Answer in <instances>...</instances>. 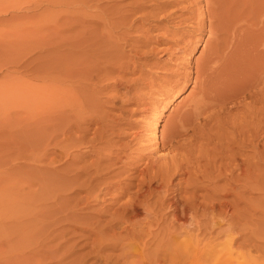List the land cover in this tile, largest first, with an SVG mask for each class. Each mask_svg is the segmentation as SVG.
I'll use <instances>...</instances> for the list:
<instances>
[{
    "label": "bare ground",
    "instance_id": "1",
    "mask_svg": "<svg viewBox=\"0 0 264 264\" xmlns=\"http://www.w3.org/2000/svg\"><path fill=\"white\" fill-rule=\"evenodd\" d=\"M89 1V0H88ZM95 1V0H94ZM93 1V2H94ZM99 2H102V1H100V0H98ZM152 0H150V2H151ZM158 1V0H157ZM156 1V2H157ZM160 1H162V0H160ZM170 1V4H175V5H179V4H181V2H183V3H185L186 5L184 6L183 4H181V5H183L184 7H179V11H180V13H178V14H174V15H176V16H172V20L174 21V20H177V22H176V24H178V26L180 27V26H183L182 24L184 23V25H185V23L186 24H189V25H187V26H192V27H194V25H197V29L196 30H198V31H203V30H201L202 28H204L203 27V25H204V23L206 22V21H208V33H209V35L210 36H215V40L212 42L213 44H214V46H212L213 48H210V46H209V50H208V53L207 54H205L206 56L205 57H202V58H200L199 60H197L196 61V63H195V65H194V69H195V77H194V80H197V84H198V86L201 88V91H199L201 94H200V99L198 100V103H197V101H195V99L193 100V102L195 101V103H197V104H194L193 102V105L194 106H191V107H189L190 108V110L188 109L187 111H184L183 110V112L182 113H180L178 116H177V113L175 114L176 116H177V118H176V120L178 119V122L176 121V124L174 125V128L170 131V133H168V136L166 137V138H169L168 140H169V142L167 143V142H164V140H167V139H164V140H162V138H161V140H159V131H160V129H159V127H160V118L159 117H157V116H159L158 114L156 115V117H154L155 118V121H154V123L152 124V127H150L151 128V130H152V143H153V148H154V151L153 152H151L150 150V153L148 152V151H146V152H148V154H149V156L150 157H146L145 156V160H144V163H141L142 165H143V167H139V165H141V164H139L138 165V167H137V165H135V164H133V163H135L138 159L140 160L141 158H144V156L142 155L141 157L138 155V158L135 160H132L133 162L130 164L129 163V161H127L129 164L128 165H125V166H128V167H125L124 165H122V168H124V173H125V169H129V171H130V169L133 171H130L129 173H131V174H128V175H126L125 176V178L123 179V178H120V179H122V180H116V175H118L120 172H118V169H117V172L115 171L113 174H114V176L116 177L115 178V180L116 181H105V178H104V173H102L103 172V170H107V169H109L110 170V168H111V166L112 165H115L116 163H118V164H120L119 162H121V161H119V159L121 158L120 156H119V153H121L122 154V152L124 151V149L123 150H119L120 148H118L117 146H115L116 148H115V150L118 148V153L116 152V153H111L113 150H112V148L106 153L105 152V150H103V152L104 153H102V151H101V149H100V151H97V150H94L96 153L95 154H93V155H95L96 156V154H97V156L95 157V159H94V161H91V163H89V164H87V165H83V166H75V162H76V160L73 158V156L72 155H70V153H75V152H73L72 151V147L74 148V144H76V143H74V142H77L78 144H82V142H83V138L85 137V134H83L82 136H80L81 138H82V140H80V138H78V136H77V138L75 139V138H73L72 136H74V135H72L71 134V131H72V129L73 128H77L78 130H80L79 128L82 126V128H83V124H90L95 118H96V116L97 115H93V113L91 114V113H87V114H89V115H87L86 113H85V111L83 110V108H81V109H79V107L80 106H82L81 105V102L79 101L80 99H83V97L82 96H79L78 95V93L80 92V94L82 95V93H81V91L82 90H85V88L86 89H88L87 88V86H91L93 89L95 88V87H93V85H91V84H94V83H91L90 84V82L92 81V80H94L95 81V78H93V76L95 77V76H98V74L100 73V71L102 70V69H104V67H103V65H108L107 64V57L108 58H110L108 55H107V57H106V59L104 58V61L106 62V64H104V61H102V56L103 55H99L100 57H101V59H99L94 65L92 64V65H90V66H87V64H85L84 65V67L82 66V64H83V62H84V60L86 61L87 59L86 58H88L89 56H91V54H92V52H91V54L88 56V54L87 53H90L88 50V52L87 51H85L84 50V48H83V46L82 45H79L78 43L77 44H75V42L73 43V42H71L70 41V39H68V40H66V41H69L67 44H61V45H63V47L61 48V47H59V50H61L62 49V51H61V53L63 54V61H62V59H60L59 61H62V63H59V64H61V66L62 67H60V68H63V69H61V70H63V72H59V66L56 64V62H55V65H51V67L52 68H50V65L48 66V69H49V71H50V73H51V75L49 76V74H47V76H49V78H48V80L50 79V83L48 82V81H46L47 80V78L45 79L44 77V82L46 81V82H48V83H46V84H48V85H44L43 87H38V86H35V84H31V83H27V82H25L24 83V81L23 80H19V82L17 81V85H15L14 87H10V88H8V85H7V89H5L4 91H3V95H1L0 97H2V102H4V104L5 103H7V104H11L14 108L13 109H15L16 111H14L13 113H12V106L10 105V107L8 108L7 106H5L6 107V109L8 108V109H10L11 111V114H10V112L9 111H7V113H9V114H7L6 112V116L3 114V112H2V114H3V118L5 119L6 117H7V121H8V119H9V121H8V124H11V121H10V119L12 120V119H14L15 121H18L17 123H16V125L18 126V127H16L15 126V129H16V132L13 130L14 129V124L15 123H13L12 125H4V126H6V127H9L10 126V128L11 127H13V129L11 130H9V128H8V131L9 132H6L7 131V129H4V130H6V131H2L1 133H2V135L3 134H6V135H12V137H13V132H15V136L17 137L16 138V143H17V147H15L14 145V148H16V155H17V158H19L17 161H19V162H21L20 164H19V162H18V164L19 165H17V168L18 169H20L21 171H23V169L27 166V169L28 170H26V168H25V170H26V173H27V171H29V169H31L32 167L34 168V166H36L35 164H34V159H36L37 157H38V155H37V157H35V153H37L38 151H40V152H43V154L41 155V154H39L41 157H44V158H40V162L42 163L43 162V164H45V165H48V164H46V163H57V162H59V161H61L60 160V158H59V156H60V154L62 155V157H64V159H66L65 157H68V158H70V156H72V158H71V160H69V161H67V160H65L66 162H63V159H62V162L63 163H65L64 164V167H60V166H58V167H60L61 169H58V167H57V169H58V173H60L59 175H61L62 174V178H63V184H61V182H59L57 185H60L61 187H57V188H55L57 191L58 190H60L59 192H55L54 191V193L51 195V197L53 198H50L51 200H53L52 202H53V204H54V202H55V206H59L60 204H62V209H64V211H65V213L63 214L62 213V215L64 216L65 215V218L68 220L67 222H71L72 224H70V226H68L69 225V223H68V225H66L67 227H71L70 229H68V230H65V232H71V234H72V232H75V230L76 231H78L77 229H79V230H81V231H86L87 232V234L89 235H91L92 234V237H93V235L95 236V238L94 239H91V237L90 236H88L87 238H90V244L87 242V244H89V247H90V251L89 252H86L84 255H88V254H90V255H92V256H96L95 258H97V260H98V258L99 259H101L102 261H104V264H264V248H260V244L262 243V242H264V236H262V235H264V233H261L262 235H259V233L257 234V232H255V229L253 228V227H251L252 229L250 230V228H248V230L249 231H247L246 230V228H245V226H244V228H245V230L244 231H246V232H244L243 230H240V225L237 223L236 224V221H234V220H236V219H234V218H238L236 215H239V214H235L234 215V213H235V211L234 212H229V204H228V200L229 199H227L228 197L227 196H229L232 192V194H231V196L232 195H234L233 196V198L234 199H231L232 201L234 200L235 202H237V205H235V206H237V207H239V203H240V201L242 202V196H241V192H244V190L246 189V187H249V188H247V190L248 189H252V187L254 186V185H257L256 184V182H257V174L259 173V170H260V167L257 165V163L254 161H252V160H250L251 158H255L256 156V152H255V150H254V152L253 153H249V154H251V155H247L245 158L244 157H242L241 158V156H242V154L239 152V150H240V148H243V147H246L247 145H245V142L244 141H239L240 139H238V141L240 142V143H238L237 144V142L235 141V140H237V139H233V144L235 145L236 144V146H234V147H236L237 149H235V151L233 150L231 153H227V148H229L228 146H229V144H230V142H231V140H230V142H228V144H226L225 145V142H224V145H219V146H217L216 148H214V146H212V142L210 143L211 144V146L213 147H211V149L212 150H210V151H208V150H206V149H204V150H206V152H205V154L203 155V153H204V151L203 152H200V153H202V156H204L205 158H203L202 157V159L204 160L205 159V162L202 164V165H194V160H196V162H195V164H197V163H200V161H197L198 159H193V158H195L194 157V155H192L193 153H195V152H197V151H195V152H192L193 151V149L195 150V149H197V146L198 147H200L201 146V144H202V141H200L201 142V144H199V145H197L196 146V148H195V146L194 145H196V143H194L195 142V138H194V136H193V132H194V135H195V130H197V129H200V128H202L203 126V128H205V126H207V125H205V124H208L207 122H209L210 123V120L211 121H214L215 120V118L217 119L218 118V116L221 114V113H219V107H221V108H223V105L220 103L221 101H220V99L223 101V97H228L229 98V96H230V94H232V93H230L229 95H227L226 94V92L228 91V93L229 92H231V89L230 88H232V91H233V94H235L234 93V88L233 87H231L233 84H234V82H233V84L230 86V84L232 83H230V81L227 79L228 78V75L229 74H227L226 72H225V68H224V64L226 63V65L227 64H229V63H227L228 62V60H231V61H235V59L236 60H238L237 59V56H239V51H238V49H239V44L241 43V42H243L244 40V37H243V35L244 34H246V33H244L243 31H244V24H243V18H241L242 16H241V13L242 12H244V11H240V9H241V7L240 6H244L245 4H248V5H250V6H253L254 8H257V6L258 5H256V7L254 6V4H256V3H258V2H256V0H234V1H232V0H169ZM240 1H243V3L241 4V2ZM258 1V0H257ZM78 2V1H77ZM83 2H86V1H83ZM91 2V1H90ZM98 2V3H99ZM123 2V1H122ZM145 2V1H144ZM147 2V1H146ZM153 2V1H152ZM163 2H164V0H163ZM240 2V4H238ZM256 2V3H255ZM97 3V4H98ZM104 3V2H103ZM131 3H132V1H131ZM133 3H135V1L133 2ZM138 3V2H137ZM154 3H155V1H154ZM153 3V5H155V4H157V5H159V3H155L154 4ZM81 4H82V2H81ZM106 4V3H105ZM114 4V3H113ZM115 4H118L117 2L115 3ZM114 4V5H115ZM120 4V3H119ZM118 4V5H119ZM128 4L129 3H127V6H128ZM149 4V3H148ZM147 4V5H148ZM169 4V3H168ZM204 4V6H205V8L204 9H202V7H204V6H202ZM262 4H264V3H262ZM84 5V4H83ZM101 5V4H100ZM100 5H98V6H100ZM109 5V4H108ZM126 5V4H125ZM130 5V4H129ZM135 5H137V4H135ZM140 5V4H139ZM137 6V7H134V8H131V7H128V9L129 8H131L130 10H125V9H121L123 12H120V13H117L118 11H119V9H118V11L116 10V8L115 7H113L112 8V10L115 8V10H116V13H114V11H113V13L115 14V16H113L112 18H113V20H111V22H110V20H109V24H110V26H111V28H109V29H112V30H109V31H111V34L110 35H107V34H109V32L107 33V28L108 27H106V29L107 30H105L106 31V33H104V30H102L103 31V35H102V38H101V40H103L102 42L103 43H107V47L103 44V45H101L100 44V42H99V44H100V46H96L95 48V50L97 51V53H98V51H99V49H100V52H104V51H108V53L107 54H109V55H111V56H113V54L116 56V58H114V59H116V61H114L113 63L114 64H112V66L114 67V68H116V69H114L115 71H117L116 72V74H117V77L119 78V80L120 79H122V74H125V73H122V72H126V73H128V66L126 67L127 69H123V68H121L120 66V62H122V60H123V47H125L126 45L127 46H129L131 49H133V51H134V61H135V57L136 58H139V53L140 52H138V51H140V50H136L135 48L138 46V44H137V46H135V42H140V39L139 40H137V39H135V40H133L134 38H136L135 36L137 35V33H138V31H146L147 32V30H148V28H145L144 27V25L145 24H148V26H150V28L151 29H153L154 27H158L159 25H158V22H160L163 18H166V17H168L167 15H168V13H165L166 12V9H167V7H166V9H165V7L163 6V5H161V3H160V6H155L154 8L152 7V5H151V7H152V9H149V8H147L148 9V11H145L144 10V8H142L141 6ZM93 6V5H92ZM97 6V5H96ZM96 7V8H98L99 9V7ZM121 6H123V5H121ZM133 6V5H132ZM144 6V5H143ZM102 7V6H101ZM100 7V8H101ZM104 7H105V5H104ZM109 7V6H108ZM110 7H112V5L110 6ZM116 7H118V6H116ZM120 7V6H119ZM147 7H149V5L147 6ZM94 8V7H93ZM103 8V7H102ZM123 8H124V6H123ZM258 8L260 9L259 11L261 12V14L259 15V20H258V23L260 24V27H259V34L256 36L257 38L255 39V41H254V39H253V42H255L253 45H254V52L253 53H255V55L257 56V54L258 53H261V55L262 54H264V8H260L259 6H258ZM97 9V10H98ZM106 9V8H105ZM108 9V8H107ZM111 9V8H110ZM110 9H108V10H110ZM101 10V9H100ZM100 10H98V11H100ZM103 10V9H102ZM149 10H151V11H149ZM173 10V9H172ZM252 10H254V9H250V11H251V13H253L252 12ZM257 10V9H256ZM84 11V10H83ZM168 11V10H167ZM103 12H104V10H103ZM103 12H99V15H97V16H99V18H101V21L99 20V19H95V20H97V22H99V24H101V25H105V26H108V25H106L107 23H106V21H105V19H107L108 18V16H109V14H107V18H105L104 19V17L106 16H104L103 17ZM108 12V11H107ZM106 12V13H107ZM110 12V11H109ZM138 12L140 13L139 15H138ZM169 12V11H168ZM173 12V11H172ZM171 12V13H172ZM85 13V12H84ZM100 13L102 14V17H100L101 15H100ZM105 12H104V14H106ZM112 13V14H113ZM137 13V15H136V17H134V16H132V15H135ZM160 14V13H162L161 15H159V17H156V15L157 14ZM176 13V12H175ZM98 14V13H97ZM248 14V13H247ZM247 14H246V12H245V16H247ZM254 14H257L256 12H254ZM89 15V14H88ZM172 15V14H171ZM201 15V16H200ZM243 15V14H242ZM243 15V16H244ZM257 15V16H258ZM73 16H75V15H73ZM77 16V15H76ZM81 16V15H80ZM84 16V15H83ZM91 16H93V15H91ZM91 16H89V18L91 17ZM96 16V15H95ZM184 16V17H183ZM252 16H253V14H252ZM255 16V15H254ZM253 16V17H254ZM68 17V16H67ZM86 17V16H85ZM88 17V16H87ZM86 17V18H87ZM132 17H134V18H132ZM155 17V18H154ZM72 18V17H71ZM88 18V19H89ZM98 18V17H97ZM152 18V19H151ZM158 18V19H157ZM170 17H168V19H169ZM68 19V18H67ZM66 19V20H67ZM91 19H93V18H91ZM91 19H89L90 20V23H93V20L91 21ZM109 19V18H108ZM111 19V18H110ZM246 19V18H245ZM254 20H256L255 18H253ZM257 19H258V17H257ZM73 20H78V19H76V17H75V19H73ZM84 20V19H83ZM89 20H87V21H89ZM99 20V21H98ZM171 20V18L168 20V21H170ZM69 21V20H68ZM152 21H154V22H156V24L155 23H153ZM245 21V20H244ZM71 22H72V20H71ZM95 22V21H94ZM96 22V23H97ZM139 22V23H138ZM251 22V21H250ZM255 22V21H254ZM254 22H253V24H254ZM78 23V22H77ZM83 23H85V22H83ZM88 23V22H87ZM138 23V24H137ZM169 23V22H168ZM173 23V22H172ZM245 23V22H244ZM246 23H247V21H246ZM256 23V22H255ZM79 24V23H78ZM89 24V23H88ZM87 24V25H88ZM98 24V23H97ZM171 24V23H170ZM174 24V23H173ZM175 24V25H176ZM71 25H73V24H71ZM77 25V24H76ZM82 25V24H81ZM92 25V24H91ZM96 25V24H95ZM100 25V26H101ZM162 25V24H161ZM252 24H250V26H251ZM255 25V24H254ZM257 25V24H256ZM75 26V25H74ZM80 26V25H79ZM93 26H94V24H93ZM97 26V25H96ZM99 26V25H98ZM97 26V27H98ZM109 26V27H110ZM177 26V27H178ZM257 26H259V25H257ZM72 27V26H71ZM70 27V28H71ZM146 27H147V25H146ZM165 27V26H164ZM246 27H248V26H246ZM254 27V26H253ZM256 27V26H255ZM87 28V27H86ZM93 28V27H92ZM103 28H105V27H101V29H103ZM160 28V27H159ZM190 28V27H189ZM195 28H196V26H195ZM258 28V27H257ZM73 29H75V27L73 28ZM88 30H89V28H87ZM96 29H98V28H96ZM133 30V29H135L137 32H136V34H134V38L132 39V37H133V35L131 36V34H130V30ZM150 29V30H151ZM164 29H166V28H164ZM205 29V28H204ZM246 29V28H245ZM68 30V29H67ZM131 30V32H135L134 30L132 31ZM149 30V31H150ZM154 30V29H153ZM159 30V29H158ZM246 30H249V29H246ZM253 30H254V28H253ZM255 30H257V29H255ZM70 31V30H69ZM74 31V30H73ZM72 31V32H73ZM98 31V30H97ZM101 31V30H100ZM100 31H99V33H100ZM191 31H193V30H191ZM190 31V32H191ZM71 32V33H72ZM79 32H81V31H79ZM78 32V33H79ZM86 32V31H85ZM90 32V31H89ZM92 32H96V31H92ZM114 32V33H113ZM246 32V31H245ZM75 33V32H74ZM140 33V32H139ZM139 33H138V35H139ZM148 33V32H147ZM146 33V34H147ZM199 33H201V32H199ZM203 33V32H202ZM241 33H243L242 35H241ZM249 33V32H248ZM253 33H255V32H252V36H254L253 35ZM69 34V33H68ZM89 34V33H88ZM87 34V35H88ZM133 34V33H132ZM145 34V32L143 33V36L142 37H144V36H147ZM251 34V33H250ZM72 35V34H71ZM86 34H84V35H82V36H85ZM86 35V36H87ZM97 35V34H96ZM137 35V36H138ZM248 35V34H247ZM69 36V35H68ZM78 37H79V35H77ZM81 36V35H80ZM90 36V38H91V36H95V35H93V34H91V35H88V37ZM140 36V35H139ZM138 36V37H139ZM252 36H251V38H252ZM66 37V36H65ZM77 37V38H78ZM88 37H85V38H88ZM97 37H100V36H96V38ZM255 37V36H254ZM68 38V37H67ZM70 38V37H69ZM84 38V39H85ZM93 38V37H92ZM91 38V39H92ZM246 38H248V37H245V40H247ZM66 39V38H65ZM79 39V38H78ZM83 39V40H84ZM89 39V38H88ZM94 39V38H93ZM93 39H92V41H93ZM100 39V38H99ZM98 39V40H99ZM144 39H146V38H143V40ZM152 39V38H151ZM212 39V38H211ZM72 40V39H71ZM81 40V39H80ZM86 40V39H85ZM142 40V41H143ZM155 40V39H154ZM251 40V39H250ZM250 40H248V41H250ZM47 41V40H46ZM49 41V40H48ZM56 41V40H55ZM135 41V42H134ZM208 41V40H207ZM206 41V42H207ZM212 41V40H211ZM40 42V41H39ZM42 42H45L44 40L42 41ZM51 42V41H50ZM57 42V41H56ZM55 42V43H56ZM63 42H64V40H63ZM80 42V41H79ZM90 42V41H89ZM96 42H97V40H96ZM121 42H123V44L125 45V46H123V44H121ZM148 42V41H147ZM154 42V41H153ZM245 42H247V41H245ZM34 43V42H33ZM32 43V44H33ZM41 43V42H40ZM48 43V42H47ZM58 43V42H57ZM60 43V42H59ZM91 43V42H90ZM93 44H94V42H92ZM143 43V42H142ZM144 43H146V40H144ZM148 43H150V42H148ZM147 43V44H148ZM152 43V42H151ZM179 43V42H178ZM249 43H251V41L249 42ZM42 45H43V43H41ZM50 44H53L52 42L50 43ZM81 44H85L86 45V43L83 41V43H81ZM97 44H98V42H97ZM175 44V43H174ZM243 44V43H242ZM34 45H35V43H34ZM33 45V46H34ZM45 45H46V42H45ZM60 45V46H61ZM89 45H91V44H89ZM140 45H141V43H140ZM149 46L151 45V44H148ZM246 45V44H245ZM247 45L249 46H251V44H248L247 43ZM23 46H25V45H23ZM22 46V47H23ZM33 46H31V48L33 47ZM39 46V45H38ZM37 46V47H38ZM52 46V45H51ZM92 46H94V45H92ZM91 46V47H92ZM142 46V45H141ZM140 46V47H141ZM176 46V48H173L174 50V52H177V54H179V57H180V54H182V53H184V51L187 49L185 46H183L182 45V47L181 46H177V45H175ZM174 46V47H175ZM242 46V45H241ZM43 47V46H42ZM85 47V46H84ZM91 47H90V50H91ZM108 47H110L109 49H107ZM139 47V48H140ZM152 47V46H151ZM245 47V46H244ZM25 48V47H24ZM23 48V49H24ZM39 48H41V47H39ZM57 48V47H56ZM61 48V49H60ZM89 48V47H88ZM126 48V47H125ZM124 48V49H125ZM130 48H126L127 49V51H128V49L130 50ZM147 48V47H146ZM154 49H153V51H155V50H158V49H155V48H157L156 46L155 47H153ZM169 48V47H168ZM167 48V49H168ZM171 48V47H170ZM169 48V49H170ZM241 48V47H240ZM246 48H248V47H246ZM251 48H252V46H251ZM250 47H249V49H251ZM34 49V48H33ZM54 49H55V47H54ZM87 49V48H86ZM93 49V48H92ZM125 49V50H126ZM142 49V48H141ZM148 49H149V47H148ZM151 49L152 48H150V51H151ZM164 49H166V47L164 48ZM164 49H163V51H164ZM169 49L167 50V51H169ZM243 49V48H242ZM47 50H48V48H47ZM52 50V49H51ZM143 50H144V48H143ZM160 50V49H159ZM243 50H247V49H243ZM252 50V49H251ZM50 51V50H49ZM91 51H94V50H91ZM125 52V53H127L128 54V52ZM131 51V50H130ZM132 51V52H133ZM146 51V50H145ZM238 51V53L236 54V52ZM47 52V51H46ZM95 52V51H94ZM143 51H141V53H142ZM152 52V51H151ZM170 52V51H169ZM174 52H172L171 51V54L172 53H174ZM207 52V51H206ZM246 52H248V50L246 51ZM250 53L249 54H251L252 52L251 51H249ZM45 53V52H44ZM59 54H60V51L58 52ZM79 53H80V56H79ZM96 53V52H95ZM130 53V52H129ZM148 53V52H147ZM48 54V53H47ZM62 54H60V55H62ZM81 54H87V56L88 57H86V55H85V59L83 60V62H82V57H84V55H82V57H81ZM94 54V53H93ZM106 54V53H105ZM149 54H151V53H149ZM168 54H170V53H168ZM242 54V53H241ZM240 54V55H241ZM248 54V55H249ZM46 55V54H45ZM51 55V54H50ZM53 55H55V54H53ZM59 55V56H60ZM96 55V54H95ZM97 55V57H99ZM125 55V54H124ZM146 55H148V54H146ZM174 55H176V54H174ZM243 55H244V53H243ZM48 56V55H47ZM94 56V55H93ZM142 56V55H141ZM151 56V55H150ZM170 56H172V55H170ZM242 56V55H241ZM256 56H255V58H256ZM44 57V56H43ZM46 57V56H45ZM48 57H50V56H48ZM56 57V56H55ZM78 59H77V58ZM92 57V56H91ZM104 57V56H103ZM131 57V56H130ZM133 57V56H132ZM130 58V60H132L133 61V58ZM178 57V56H177ZM249 57V56H248ZM251 57H252V55H251ZM254 57V56H253ZM258 58L257 59H259L260 58V56H257ZM51 58H53V57H51ZM128 58H129V54H128ZM166 58H169L168 56H166ZM171 58H173V57H171ZM175 58V57H174ZM244 58H246L245 56H244ZM262 58H264V57H262ZM261 58V59H262ZM58 59V58H57ZM89 59V58H88ZM94 59V58H93ZM96 59V58H95ZM98 59V58H97ZM180 59V58H179ZM256 59V60H257ZM260 59V61H262ZM31 60V59H30ZM29 60V61H30ZM37 60V59H36ZM35 60V61H36ZM47 60H50V58L49 59H47ZM90 60H92V59H90ZM109 60V59H108ZM111 60H113V58L111 59ZM111 60H109L110 62H111ZM129 60V59H128ZM164 60V59H163ZM170 60V59H169ZM225 61V60H227V62H222V61ZM239 60H241V58H239ZM238 60V61H239ZM245 60V59H244ZM248 59H246L244 62L246 63V61H247ZM250 60V59H249ZM26 61V60H25ZM57 61V60H56ZM88 61V60H87ZM86 61V62H87ZM96 61V60H95ZM134 61H133V64L132 65H134ZM242 61V60H241ZM20 62H21V60H20ZM46 62V61H45ZM44 62V63H45ZM53 62H54V60H53ZM127 62V61H126ZM136 63H138L137 62V60L135 61ZM230 62V61H229ZM237 62V61H236ZM248 62V61H247ZM258 62V61H257ZM27 63V62H26ZM28 63H30V62H28ZM28 63H27V65H28ZM40 63V62H39ZM48 63H50V62H48ZM90 63H91V61H90ZM123 63V62H122ZM124 63H125V61H124ZM123 63V64H124ZM130 63H132L131 61H130ZM234 63V62H233ZM233 63H231L232 65H233V67H234V64ZM252 63H253V61H252ZM252 63H250V64H252ZM262 63H264V62H262ZM32 64H33V62H32ZM35 64H38V63H35ZM126 64V63H125ZM128 64H129V62H128ZM128 64H126V65H128ZM153 64V63H152ZM180 64V63H179ZM179 64H177V65H179ZM237 63H235V65H236ZM242 64V63H241ZM249 64V63H248ZM259 64V63H258ZM257 64V65H258ZM22 65V64H21ZM31 65V64H30ZM29 65V66H30ZM41 65V64H40ZM88 65H89V63H88ZM111 65V64H110ZM109 65V66H110ZM129 65H131V64H129ZM131 65V66H132ZM154 65V64H153ZM243 65V64H242ZM253 65H256V63L254 64L253 63ZM260 65V66H259ZM258 66L259 67H261V64H259ZM25 66H26V64H25ZM24 65L22 66L23 67V70H24V67H25ZM28 66V67H29ZM37 66V65H36ZM43 66V65H42ZM108 66V67H109ZM111 66V67H112ZM123 66V65H122ZM130 66V67H131ZM228 66V65H227ZM231 65H229V67H230ZM237 66V65H236ZM239 66H240V64H239ZM250 66V65H249ZM28 67H25L26 69L28 68ZM31 67H33V66H31ZM44 67H47V63H46V66H44ZM177 67V66H176ZM181 67H182V65H181ZM253 67H255V66H253ZM259 67H256V69L258 70V68ZM262 67H264V66H262ZM20 68H21V66H20ZM30 68V67H29ZM43 68V67H42ZM105 68H107V66L105 67ZM110 68V67H109ZM109 68H107V69H109ZM231 68H232V66H231ZM236 68V67H235ZM237 68H238V66H237ZM33 69H35V68H33ZM36 69H37V67H36ZM41 69V68H40ZM107 69H104V71H106ZM119 69V70H118ZM131 69H132V67H131ZM178 70H179V68H177ZM173 70V71H171V69H170V73H167L168 75V77L167 78H169L170 76L171 77H173L174 79L171 81V83L173 82V83H180L179 81L181 80V79H185V80H189V78H191V73L193 72V71H191V68H190V70H188L187 69V71L186 72H179L178 70ZM247 69V68H246ZM32 70V69H31ZM42 70V69H41ZM46 70H47V68H46ZM110 70H112V68L110 69ZM133 70V69H132ZM184 70V69H183ZM228 70V69H227ZM230 70H232V69H230ZM236 70V69H235ZM234 70V72H236ZM239 70H241V69H239ZM244 70V69H243ZM249 70V69H248ZM255 70V69H254ZM20 71V70H19ZM28 71V70H27ZM35 72H36V70H34ZM38 71V70H37ZM49 71L47 70V72L49 73ZM103 71V73H104V75H106V73ZM119 71L122 73V74H118L119 73ZM135 71V70H134ZM245 71V70H244ZM253 71V70H252ZM29 72H30V69H29ZM32 72V71H31ZM41 72H43V70L41 71ZM44 72H45V70H44ZM111 72V71H110ZM131 72V71H130ZM137 72V71H136ZM223 72L224 73H226L227 74V78L226 79H224V77H223ZM239 71H237V73H238ZM241 72H243V71H241ZM241 72H240V77H241ZM255 73L257 72V71H254ZM258 72H260V70L258 71ZM257 72V73H258ZM262 72H264V71H261L260 73L261 74H264V73H262ZM24 73V72H23ZM37 73V72H36ZM40 73V72H39ZM90 73H91V76H90ZM112 73V72H111ZM133 73V72H132ZM131 73V74H132ZM230 73H231V71H230ZM247 73V72H246ZM251 73V72H250ZM250 73L248 74V75H250ZM253 73V72H252ZM259 73V74H260ZM113 74V73H112ZM129 74V73H128ZM139 74V73H138ZM169 74H170V76H169ZM238 74H236V75H238ZM260 74V75H261ZM41 75V74H40ZM44 75H45V73H44ZM43 75V76H44ZM85 75L87 76V77H85ZM101 75V74H100ZM107 75H108V72H107ZM133 75V74H132ZM131 75V76H132ZM135 75V74H134ZM140 75V74H139ZM245 75V74H244ZM248 75H247V77H248ZM254 75V74H253ZM257 75L258 74H255V76L257 77ZM90 76V77H89ZM111 76V75H110ZM109 76V77H110ZM143 76V75H142ZM224 76H226L225 74H224ZM262 76V75H261ZM261 76H260V78L258 77V81L260 80V79H262V78H264V77H262L261 78ZM31 77H34V76H31ZM38 77H40V76H38ZM108 77V78H109ZM115 77V76H114ZM117 77H115L116 79H117ZM125 77V76H124ZM139 77V76H138ZM144 77V76H143ZM232 77V76H231ZM231 77H229L231 80H232V78ZM239 77V79H241ZM252 77V76H251ZM256 77H255V79H256ZM35 78L36 79H38L36 76H35ZM41 78H42V76H41ZM60 78H63L64 80H61L60 81ZM93 78V79H92ZM134 78H136V77H134ZM150 78V77H149ZM149 78H147V79H145V80H148ZM243 78V77H242ZM249 78V77H248ZM254 77H252L250 80L251 81H248V82H252ZM80 79H87V80H89L90 82H89V84H87V85H85L84 84V86H81L80 85V83L79 82H81L80 81ZM98 79H99V77H98ZM97 79V80H98ZM107 79V78H106ZM105 79V80H106ZM110 79H112V78H110ZM114 79V78H113ZM124 79V80H123ZM122 80H123V82L125 81V78H123ZM129 79H131V78H129ZM128 79V80H129ZM132 79H133V77H132ZM131 79V80H132ZM138 79V78H137ZM141 79H144V78H141ZM245 78H243V80H244ZM42 80V79H41ZM65 80H68L69 82L71 81L72 83H73V81L75 80V82L76 83H78L77 85H75V87L76 88H74L73 86H72V84H69V83H65ZM77 80V81H76ZM86 80V81H87ZM97 80H96V82H97ZM101 80H103L102 78H101ZM135 80V79H134ZM139 80V79H138ZM164 80V79H163ZM168 80V79H167ZM248 80V79H247ZM257 80V79H256ZM262 80H264V79H262ZM261 80V81H262ZM14 81V80H13ZM116 81V80H115ZM118 81V80H117ZM136 81V80H135ZM240 81V80H239ZM261 81H259L258 83H262ZM59 82H64V86H60L59 85ZM67 82V81H66ZM83 82V81H82ZM88 82V81H87ZM93 82V81H92ZM133 82V81H132ZM138 82H141V83H143L142 82V80H140V81H138ZM138 82H136V83H138ZM146 82V81H145ZM168 82H170L169 80L168 81H166V84H164V85H167V84H169ZM242 82V81H241ZM244 82V81H243ZM254 82V81H253ZM253 82H252V85H253ZM257 81H255V83H256ZM35 83V82H34ZM125 83H127V82H125ZM130 83V82H129ZM129 83L127 84L128 86H129ZM135 83V84H136ZM158 83H160V82H158ZM240 83V82H239ZM238 83V84H239ZM257 83V84H258ZM61 84V83H60ZM65 84L67 85V86H65ZM117 84V83H116ZM121 84V83H120ZM133 84H134V82H133ZM140 84V83H139ZM151 84H154V82H153V79L151 80V81H147L146 83H144V87L146 86H151ZM245 84V83H244ZM249 85H247V86H250L251 84L250 83H248ZM257 84H255V85H257ZM131 85H132V83H131ZM239 85H241V84H239ZM46 86H48V87H46ZM95 86H97V85H95ZM118 86H120L119 85V83H118ZM117 86V87H118ZM123 86H125V84H123ZM135 86V85H134ZM153 86V85H152ZM151 86V87H152ZM244 86V85H243ZM242 86V87H243ZM254 86V85H253ZM252 86V87H253ZM65 87V88H64ZM102 87V86H101ZM105 87V86H104ZM114 87V86H113ZM112 87V88H113ZM131 87H133V85L132 86H130L129 88L128 87H126V90H125V92H123L124 94L123 95H125V96H127L124 100H129V95H131V94H133V93H130V90H131ZM141 87H143V86H141ZM170 87H171V85H170ZM234 87H235V85H234ZM236 87H237V85H236ZM235 87V88H236ZM246 87V86H245ZM245 87H244V89H245ZM259 87V86H258ZM5 88V87H4ZM96 88H98V87H96ZM95 88V89H96ZM116 88V85H115V87H114V89ZM123 88V87H122ZM121 88V89H122ZM134 88V87H133ZM167 88V87H166ZM238 88V87H237ZM246 88H248V87H246ZM90 89V88H89ZM95 89H94V91H95ZM103 89V88H102ZM102 89L100 90V91H102ZM120 89V88H119ZM139 89V88H138ZM227 89H229V90H227ZM92 90V89H91ZM97 90V89H96ZM133 90V89H132ZM131 90V91H132ZM140 90H142V88H140ZM246 91H247V89H245ZM244 90V91H245ZM118 91H120V90H118ZM117 90H116V92H118ZM136 91H138L139 92V90H136ZM261 91H264V90H261ZM83 92V91H82ZM91 92V91H90ZM89 92V93H90ZM97 92V91H96ZM104 92V91H103ZM135 92V91H134ZM240 92V91H239ZM84 93V92H83ZM87 93V92H86ZM91 93H93V92H91ZM98 93V92H97ZM122 93V92H121ZM145 93V92H144ZM222 93H225V96L222 94ZM241 93H243V92H241ZM240 93V94H241ZM248 93V92H247ZM100 94V93H99ZM99 94H98V96H99ZM140 94H141V92H140ZM147 94V93H146ZM261 94V96H262V92L260 93ZM76 95H78L77 97H82V98H75V96ZM92 95H95V94H92ZM91 95V96H92ZM122 95V96H123ZM134 95H135V98H137V100H136V103H142L141 101H143L142 99H140V97H136L137 95H138V93H134ZM237 95H238V93H236V95H234V96H236L237 97ZM244 95V94H243ZM256 95V94H255ZM255 95H253V97L255 96ZM84 96H86V95H84ZM117 96V95H116ZM141 96V95H140ZM233 95L232 96H230V97H232V100H233V97H234ZM260 96V97H261ZM89 97H90V94H89ZM88 97V93H87V97H85V98H89ZM94 97H96V96H94ZM130 97H132V95L130 96ZM156 97H158V96H156ZM85 98H84V100H85ZM91 98V97H90ZM96 98H98V101H99V97H96ZM95 98V101H97V99ZM134 98V97H133ZM228 98L226 99V100H228ZM1 99V98H0ZM79 99V100H78ZM92 99V98H91ZM107 99V98H106ZM118 99V98H117ZM121 99V98H120ZM120 99H119V101H120ZM123 99V98H122ZM144 99V98H143ZM159 100H160V98H158ZM171 99V98H170ZM198 99V98H197ZM196 99V100H197ZM224 99V100H225ZM230 99V98H229ZM261 99V98H260ZM94 100V99H93ZM114 100V99H113ZM225 100V101H226ZM255 100H256V98H255ZM86 101H87V99H86ZM85 101V102H86ZM89 101H91L90 99H89ZM105 101V100H104ZM129 101H131V99L129 100ZM129 101H127V102H129ZM171 101V100H170ZM180 101V100H179ZM2 102H1V104H2ZM85 102L83 103V100H82V103H83V105L85 104ZM94 102V101H93ZM100 102V101H99ZM116 102V101H115ZM121 103L120 104H122V101H120ZM232 102V101H231ZM230 102V103H231ZM248 102H249V100H248ZM90 103V102H89ZM98 103V102H97ZM123 103H126L125 101L123 102ZM130 103V102H129ZM152 103H154V102H152ZM222 103H225V102H222ZM243 103V102H242ZM241 103V104H242ZM253 103H254V101H253ZM258 103V102H257ZM4 104H2V105H4ZM86 104H88V102H86ZM95 104V103H94ZM143 104H145L144 102H143ZM233 104V103H232ZM250 104V103H249ZM256 104V103H255ZM259 104V103H258ZM6 105V104H5ZM45 105H47V107H48V105L49 106H51V107H49V109H51L50 111H52V109L54 110V108L56 107V109H57V107L59 108V106L61 107L58 111H61L60 112V114H59V112L57 113V111L55 110L52 114H53V116H52V114L50 113V119H48V120H46V121H44V119L43 118H41V116L39 117V118H41V119H39V118H37V116L39 115L38 114V112L40 111V109H42V107L44 106V108H45ZM98 105V104H97ZM138 105V104H137ZM154 105H156V104H154ZM219 105V106H218ZM222 105V106H221ZM226 105V104H225ZM254 105V104H253ZM42 106V107H41ZM79 106V107H78ZM85 106H87V105H85ZM90 106V105H89ZM122 106V105H121ZM217 106V107H216ZM231 106V105H230ZM238 106V105H237ZM245 107H248V106H246V105H244ZM2 108L4 107V106H1ZM0 107V108H1ZM5 107H4V109H5ZM41 107V108H40ZM46 107V108H47ZM54 107V108H53ZM67 107H69V109L67 108ZM93 107V106H92ZM97 107V106H96ZM124 107V106H123ZM193 107V108H192ZM218 109H216V108ZM38 108H40L39 110H38ZM66 108H67V110H66ZM88 108V107H87ZM99 108V107H98ZM144 108V107H143ZM146 108V107H145ZM144 108V109H145ZM153 108V107H152ZM221 108H220V111H221ZM226 108V107H225ZM48 109V110H49ZM94 109V108H93ZM147 109V108H146ZM216 109V110H215ZM234 109V108H233ZM255 109V108H254ZM257 109V108H256ZM38 110V111H37ZM45 111L46 109H42V111ZM81 110H83V112L81 111ZM86 110H89V109H86ZM92 110V109H91ZM95 110V109H94ZM102 110V109H101ZM125 110V109H124ZM124 110H123V112H124ZM150 110H151V108H150ZM211 110V111H210ZM225 110V109H224ZM228 110V109H227ZM226 110V111H227ZM232 110V109H231ZM236 110V109H235ZM238 110V109H237ZM240 110V109H239ZM245 110H247V109H245ZM250 110V109H249ZM260 110H262L261 108H260ZM47 111V110H46ZM50 111H47V112H50ZM133 111V110H132ZM226 111H224V112H226ZM230 111V109L227 111V113ZM251 111V110H250ZM87 112V111H86ZM91 112V111H90ZM94 112V111H93ZM127 112H129V110L127 111ZM136 112V111H135ZM149 112V111H148ZM161 112V111H160ZM178 112V111H177ZM207 112H210L209 114H206L205 115V113H207ZM233 112V111H232ZM242 112H243V110H242ZM247 112H248V110H247ZM252 112V111H251ZM86 114L85 116L83 115V114ZM95 113V112H94ZM101 113V112H100ZM150 113H154V112H150ZM150 113H148V114H150ZM223 113V112H222ZM236 113V112H235ZM38 114V115H37ZM47 114H49V113H47ZM102 114V113H101ZM128 114V113H127ZM130 114V113H129ZM132 115H133V113H131ZM219 114V115H218ZM229 114V113H228ZM232 114V113H231ZM231 114H229V115H231ZM234 114V113H233ZM243 114H245V113H243ZM252 114V113H251ZM37 115V116H36ZM100 115V114H99ZM124 115V114H123ZM126 115V114H125ZM124 115V116H125ZM131 115V116H132ZM147 115V114H146ZM161 115V114H160ZM202 115H205V118H203V116ZM256 115H258V113H256ZM102 116V115H101ZM104 116H106V115H104ZM153 116H155V114L153 115ZM152 116V117H153ZM201 116H202V118L204 119V120H202V122L203 123H201L200 122V124L198 125V121L201 119ZM224 116H225V114H224ZM226 116H228L227 114H226ZM235 116V115H234ZM243 116V115H242ZM260 116V115H259ZM42 117H44L45 118V116H42ZM95 117V118H94ZM220 117V116H219ZM231 117V116H230ZM254 117H255V115H254ZM1 118V117H0ZM47 118V117H46ZM101 118V117H100ZM99 118V119H100ZM146 118V117H145ZM154 118H153V120H154ZM227 118V117H226ZM239 118H242V117H240L239 116ZM249 118H250V115H249ZM262 118H264V117H262ZM43 119V120H42ZM244 119V118H243ZM3 120V119H2ZM1 120V121H2ZM43 121L44 122V124H43V122H42V124H41V122L40 121ZM98 120V119H97ZM105 120H106V118H105ZM105 120H104V122H105ZM112 120H113V118H112ZM142 120V119H141ZM147 120V119H146ZM145 120V121H146ZM220 120V119H219ZM236 120H237V118H236ZM240 120V119H239ZM258 120V119H257ZM4 121V120H3ZM2 121V122H3ZM102 121V120H101ZM144 121V120H143ZM151 121V120H150ZM173 121V120H172ZM218 121V120H217ZM221 121V120H220ZM226 121V120H225ZM229 121V120H228ZM259 121H261V120H259ZM1 122V123H2ZM10 122V123H9ZM12 122H13V120H12ZM98 122V121H97ZM116 123H117V121H115ZM214 122H216V121H214ZM230 122V121H229ZM231 122H233L234 123V121H231ZM242 122V121H241ZM19 123V124H18ZM108 123V122H107ZM110 123H112V121L110 122ZM205 123V124H204ZM219 123V122H218ZM226 123H227V125H228V122L226 121ZM226 123H224V124H226ZM233 123H229L230 125H232ZM245 123H246V120H245ZM255 123V122H254ZM113 124V123H112ZM172 124V123H171ZM197 124V125H196ZM214 124V127L215 126H217V124L215 125V123H213ZM222 124V123H221ZM224 124H222V125H220V124H218L220 127L221 126H223ZM237 125V123L235 122L234 123V127ZM248 124V123H247ZM262 124H264V123H262ZM1 125V124H0ZM3 125V124H2ZM106 125V124H105ZM115 125V124H114ZM193 126V125H195V127L197 126H199L200 127V125H202V127H200V128H197V129H195L194 127H190V126ZM240 125V124H239ZM238 125V126H239ZM246 125V124H245ZM253 125V124H252ZM3 126V128H6V127H4ZM85 126V125H84ZM100 126V125H99ZM104 126V125H103ZM151 126V125H150ZM166 126V125H165ZM171 126H173V125H171ZM213 126V125H212ZM218 126V127H219ZM225 126V125H224ZM229 126V125H228ZM115 127V126H114ZM209 127V126H208ZM211 127V126H210ZM214 127H213V129H212V127H211V129H212V132H214L215 130H214ZM217 127V128H218ZM219 127V128H220ZM226 127V126H225ZM230 127H232V126H229V128ZM2 128V127H1ZM86 128V127H85ZM84 128V129H85ZM88 128V127H87ZM86 128V129H87ZM110 128V127H109ZM108 128V129H109ZM112 128V127H111ZM195 130H194V129ZM207 128V127H206ZM223 128V127H222ZM238 130H240L238 127H236ZM250 128V127H249ZM253 128V127H252ZM85 129V130H86ZM102 129H104V128H102ZM101 129V130H102ZM113 129V128H112ZM120 129V128H119ZM210 129V128H209ZM207 130V131H210L209 133H210V135L212 134V136H214V134L211 132V130ZM235 129V128H234ZM234 129H233V131H234ZM241 129H243V128H241ZM3 130V129H2ZM100 130V131H101ZM214 130V131H213ZM217 130V129H216ZM220 130H221V128H220ZM227 130H229V129H227ZM236 130V129H235ZM237 130V131H238ZM250 130V129H249ZM10 131H13V132H10ZM87 131V130H86ZM105 131V130H104ZM109 131V130H108ZM189 131H191V132H189ZM199 132H202L203 130H198ZM198 131H197V133H198ZM204 131H206V130H204ZM204 131H203V133H204ZM222 131L223 132H225L224 131V129H222ZM230 131V130H229ZM97 133H98V131H96ZM102 132H103V130H102ZM102 132H100V135H98L97 133V135H93V136H91V138L92 137H94V138H90L91 140L88 142V143H90V144H85V141H84V144L86 145L85 147L87 148V147H89L90 148V146H91V144H93L94 143V139H95V136H97V138H99V139H102V136H101V133ZM110 132V131H109ZM112 132H114V131H111V133ZM161 132V131H160ZM218 132V131H217ZM221 132V131H220ZM222 132V133H223ZM231 133H232V129H231V131H230ZM229 132V134L231 135V133ZM240 132V131H239ZM13 133V134H12ZM40 134V136H38L37 137V135H39ZM74 133V132H73ZM86 133V132H85ZM89 132L87 131V134H88ZM190 133V134H189ZM208 133V134H209ZM234 133V132H233ZM232 133V134H233ZM237 133V132H236ZM90 134V133H89ZM105 134H107V133H105ZM121 134V133H120ZM136 134V133H135ZM139 134V133H138ZM187 134H189L190 136H191V139H190V141H189V139H188V137H186L185 135H187ZM200 134V133H199ZM220 134V133H219ZM225 134H228V133H225ZM228 134V135H229ZM235 134V133H234ZM233 134V137L236 135H234ZM241 134V133H240ZM240 134H238V136L240 135ZM244 134V133H243ZM243 134H241V135H243ZM248 134V133H247ZM107 135H109V134H107ZM113 135V134H112ZM117 135V134H116ZM179 135H184L185 137H186V139H185V137H184V139L187 141L188 140V143L187 144H183V142H182V144L181 145H178L177 144V141L178 140H181V139H183L181 136V139L178 137ZM188 135V136H189ZM196 135H198V134H196ZM201 135L202 134H200V136L198 135V136H196L197 138L199 137H201ZM215 135H216V133H215ZM218 135V134H217ZM216 135V136H217ZM230 135H229V137H230ZM252 135V134H251ZM76 136V135H75ZM138 136V135H137ZM204 136H207V135H203L202 137H204ZM211 136V138H217L216 136H214V137H212ZM221 136V135H220ZM232 136V135H231ZM237 136V135H236ZM237 136V137H238ZM8 137V136H7ZM107 137V136H106ZM108 137H110V136H108ZM107 137V138H108ZM134 137H136V135L134 136ZM178 137V139H176ZM208 137H209V135H208ZM223 137H225V138H227L226 137V135L225 136H223L222 135V138ZM228 137V138H229ZM232 137V138H233ZM239 137H242V136H239ZM238 137V138H239ZM251 137V136H250ZM253 137V136H252ZM255 137H257L256 135H255ZM260 137V136H259ZM1 138V137H0ZM2 138H6L5 136L4 137H2ZM15 138V137H14ZM121 138V137H120ZM119 138V139H120ZM139 138V137H138ZM141 138V137H140ZM164 138V137H163ZM190 138V137H189ZM193 138V139H192ZM211 138H204L205 140H204V143L205 142H207L208 143V141H210L209 139H211ZM218 138H219V136H218ZM227 138V139H228ZM8 139H9V137H8ZM203 139V138H202ZM206 139H207V141H206ZM226 139V140H227ZM231 139V138H230ZM255 139V138H254ZM2 140V139H1ZM0 140V141H1ZM12 140H13V138H12ZM45 140V141H44ZM103 140H104V138H103ZM103 140H101L102 142H104ZM109 140V139H108ZM106 138H105V144L107 145V143L109 142ZM143 140V139H142ZM147 140V139H146ZM212 140V139H211ZM213 140H215V139H213ZM217 140V139H216ZM215 140V141H216ZM221 140V139H220ZM220 140H217V142L218 141H220ZM224 141H225V139H223ZM7 141V140H6ZM5 141V142H6ZM14 141V140H13ZM11 142V139H10V143H15V141L14 142ZM82 141V142H81ZM132 141V140H131ZM141 141V140H140ZM194 141V142H193ZM197 141V140H196ZM229 141V140H228ZM3 142H4V140H3ZM44 142V143H43ZM95 142H96V140H95ZM98 142V141H97ZM99 142H100V140H99ZM107 142V143H106ZM119 142V141H118ZM144 142V141H143ZM199 142V141H198ZM197 142V143H198ZM221 142H223V141H220V143ZM227 142V141H226ZM15 143V144H16ZM43 143V144H42ZM87 143V142H86ZM101 143V142H100ZM112 143V142H111ZM114 143V142H113ZM112 143V144H113ZM117 143V142H116ZM121 143V142H120ZM136 143V142H135ZM138 143H139V141H138ZM142 143V141L140 142V144ZM193 143H194V145H193ZM219 143V142H218ZM232 143V142H231ZM256 143V142H255ZM96 144V143H95ZM126 143H124V145H125ZM128 144H129V142H128ZM130 144H132V143H130ZM142 144H145V143H142ZM223 144V143H222ZM252 148L254 147L255 148V146H254V143H253V139L251 138L250 139V141H249V143H248ZM83 145V144H82ZM97 145V144H96ZM106 145H104L103 144V146H101L102 148L104 147V148H107V147H105ZM109 145H111V144H109ZM114 145V144H113ZM116 145V144H115ZM119 145V144H118ZM127 145V144H126ZM139 145V144H138ZM190 145V147H191V145H193L194 146V148H192V150H190L189 149V146ZM202 145H204V144H202ZM209 144H205V146L207 147ZM213 145H216V144H213ZM228 145V146H227ZM52 146V147H51ZM79 146V145H78ZM95 146V145H94ZM93 146V147H94ZM128 146H130V145H128ZM140 146L141 145H139V149H142V148H140ZM178 146H183L184 148H188V151H187V153H188V156L190 157V156H193L192 158H187V156H185L184 158H180V157H178V153H179V155H181L182 156V154H183V152L184 151H180L179 149H177V147ZM8 147V146H7ZM53 148L54 150L56 149V151L57 150H59V152L57 151H52V149H50L51 150V154H47V150L49 149V148ZM77 147V146H76ZM75 147V148H76ZM84 147V146H83ZM92 146H91V148H93ZM99 147V146H98ZM98 147L96 146L95 148H97L98 149ZM109 147V146H108ZM113 147V146H112ZM119 147H120V145H119ZM124 147H126V146H124ZM137 147V146H136ZM145 147V146H144ZM151 147V146H150ZM149 147V148H150ZM182 147V150L184 149ZM202 147V146H201ZM200 147V148H201ZM210 147V146H209ZM209 147H207V149L209 148ZM6 148V147H5ZM11 148V147H10ZM9 148V149H10ZM13 147H12V149H14ZM71 148V152H69V149ZM79 148H80V146H79ZM103 148V149H104ZM114 148V147H113ZM123 148V147H122ZM152 148V149H153ZM178 148H180L181 149V147H178ZM203 148H205L204 146L202 147V149ZM248 148V147H247ZM253 148V149H254ZM7 149V148H6ZM11 149V150H12ZM88 149V148H87ZM86 149V150H87ZM145 149V148H144ZM143 149V150H144ZM252 149V150H253ZM49 150V151H50ZM74 150V149H73ZM83 150V149H82ZM85 150V152L87 153V151ZM92 150V149H91ZM90 149H88V152H90L91 151ZM112 150V151H111ZM137 151H138V147H137V149H136ZM146 150V149H145ZM148 150V149H147ZM177 150H179V151H177ZM190 150V151H189ZM197 150H199V148L197 149ZM8 151V150H7ZM15 152V149L14 150H12V152ZM111 151V152H110ZM122 151V152H121ZM140 151V150H139ZM142 151V150H141ZM201 151V150H200ZM231 151V150H230ZM242 151V150H241ZM9 152H11L10 150H9ZM9 152L7 153L6 151L4 152V153H7L8 154V156H9ZM12 152L10 153L11 155H12ZM78 152V151H77ZM115 152V151H114ZM181 152H182V154H181ZM186 152V151H185ZM190 152H191V154H190ZM1 154H2V152H0ZM80 153H82V152H80ZM92 153H94L93 151H92ZM124 153V152H123ZM142 153H144V152H142ZM199 153V154H200ZM76 154V153H75ZM78 154V153H77ZM125 154V153H124ZM186 154V153H185ZM185 154H183V155H185ZM196 154V153H195ZM15 155V156H16ZM80 155V154H79ZM83 155H85V153L83 154ZM187 155V154H186ZM196 155H198V152H197V154ZM195 155V156H196ZM258 155V154H257ZM2 156H4V155H2ZM14 155H12V157H13ZM136 156V155H135ZM134 156V157H135ZM200 156H201V154H200ZM199 156V157H200ZM244 156V155H243ZM7 157V156H6ZM10 157V159H11V161L15 158V157H13V159L11 158V156H9ZM9 157H7L8 159H9ZM57 157L59 158V159H57ZM61 157V158H62ZM76 157V156H75ZM78 157V156H77ZM80 158L82 157V155L81 156H79ZM4 158V157H3ZM7 158L5 159H3V161H7ZM16 158V159H17ZM196 158H198V157H196ZM260 158V157H259ZM0 159H1V156H0ZM20 159H21V161H20ZM48 159V162L46 161V160ZM77 159V158H76ZM79 159V158H78ZM2 160V159H1ZM1 160H0V162H1ZM15 160V159H14ZM13 160V161H14ZM83 160V159H82ZM93 160V159H92ZM120 160H122V159H120ZM138 160V161H139ZM199 160H201V159H199ZM257 160V159H256ZM10 161V160H9ZM116 161H119V162H116ZM123 161H125V160H123ZM141 161V160H140ZM202 161V160H201ZM16 162V161H15ZM14 162V163H15ZM143 162V161H142ZM40 163V164H41ZM61 162H59V164H60ZM2 164V163H1ZM77 164V163H76ZM127 164V163H126ZM137 164V163H136ZM201 164V163H200ZM6 165H8V164H6ZM16 165V164H15ZM29 165H32V167L31 168H29L28 166ZM61 166H63V164H60ZM3 166H4V162H3ZM52 166H54V165H52L51 164V167ZM10 167L12 168V167H14V165L13 166H11V164H10ZM16 167V166H15ZM37 167H38V165H37ZM41 167V166H40ZM44 167H47V166H44ZM43 167V168H44ZM113 167V169H114V166H112ZM116 167V166H115ZM120 167H121V165H120ZM1 168V167H0ZM4 168V167H3ZM17 168L15 169L17 172H18V170H17ZM33 168L31 169V170H33ZM47 169H49V168H47ZM56 169V168H55ZM54 169V167H53V171L55 170ZM9 170V169H8ZM43 170V169H42ZM45 171H46V169H44ZM120 170H122V169H120ZM119 170V171H120ZM3 171V170H2ZM5 171V170H4ZM7 171V170H6ZM10 171V170H9ZM14 171V170H13ZM16 171H14V174H15V172ZM35 171H36V169H35ZM113 171V170H112ZM127 171V170H126ZM261 171V170H260ZM16 172V173H17ZM48 172H49V170H48ZM55 172H57V171H55ZM54 172V173H55ZM105 172V171H104ZM111 172V171H110ZM25 173V171H24V173L23 172H18L16 175L17 176H15L16 178H15V183H14V192H12V193H14V195L15 194H17L16 196H20L22 199H25V201L26 202H28L29 204H28V206L30 205V202H29V200L31 201V207H32V204H36V202H33L34 201V198L36 197H34L33 196V193H34V195H35V189H34V186H32L33 184H35L36 185V183H33V181L35 182L36 180L34 179L33 181H32V171L30 172L31 173V176H30V180H29V177L27 176V174ZM35 173V172H34ZM46 173V172H45ZM54 173H51L50 172V174L52 175V174H54ZM109 173V172H108ZM112 173V172H111ZM111 173H109V174H111ZM115 173H117L116 175H115ZM123 173V172H122ZM122 173H120L121 175H122ZM3 176H4V174H3V172L1 173ZM6 174V173H5ZM8 174V173H7ZM22 174H26V175H22ZM57 174V173H56ZM113 174H111V175H113ZM246 174H248L247 175V177H249V182L247 181V182H245V179L244 178H246ZM1 175V176H2ZM34 175V174H33ZM40 175V174H39ZM42 175H43V173H42ZM41 175V176H42ZM50 175V176H51ZM55 175V174H54ZM105 175H107V174H105ZM11 176H13V175H11ZM25 176H27V178H25ZM46 176V175H45ZM56 176V175H55ZM108 176V175H107ZM110 176V175H109ZM108 176V179L110 178ZM106 177V176H105ZM111 177H113V176H111ZM121 177V176H120ZM124 177V176H123ZM178 177V178H177ZM4 178H6V176H4L3 177V179ZM12 177H10V179H11ZM43 178V177H42ZM51 178L52 177H50L49 179L51 180ZM56 177H54V179H55ZM58 178V177H57ZM56 178V181L58 182L59 180ZM107 178V177H106ZM119 178V177H118ZM117 178V179H118ZM177 178V180H175ZM260 178V177H259ZM9 179V178H8ZM48 179V178H47ZM48 179V180H49ZM54 179H52L53 181H54ZM60 179V178H59ZM221 179H223L224 181H225V183H224V185L223 186H219L216 182L219 180H221ZM248 179V178H247ZM0 180H1V177H0ZM5 180V179H4ZM13 180V179H12ZM107 180V179H106ZM175 180V181H174ZM38 181V180H37ZM36 181V182H37ZM40 181V180H39ZM44 181V180H43ZM61 181V180H60ZM135 181V182H134ZM259 181H260V179H259ZM8 182H10V181H8ZM41 182H42V180H41ZM44 182H47L46 181V179H45V181ZM55 182V181H54ZM54 182H53V185L54 186H56L55 184H54ZM105 182H107L106 184H107V186L105 187V189H106V192L104 191V193H103V191H101L100 189H102V188H99L98 187V185L99 184H102V183H105ZM7 183V182H6ZM38 183H40V182H38ZM49 183V182H48ZM50 185H51V182L49 183ZM105 184V185H106ZM217 184V185H216ZM2 185V184H1ZM8 185V186H7ZM9 185H11V184H4V186H5V189H4V191L5 192H7V193H11L10 191H12V185L11 186H9ZM45 185H47L48 186V184L46 183ZM52 185V186H53ZM104 185V184H103ZM31 186L33 187V188H31ZM99 186H102V185H99ZM227 186V187H226ZM228 186H229V188L231 187L232 188V190H231V188L229 189L228 188ZM12 187V188H11ZM41 187H42V185H41ZM44 187V186H43ZM51 187V186H50ZM104 187V186H103ZM25 188H27L28 189V191L26 192V191H24V190H27V189H25ZM49 188V187H48ZM48 188H46L47 189V191H49V193H51L50 191L53 189V188H51V189H48ZM31 189L32 190H34V191H31ZM38 189V188H37ZM40 189V188H39ZM55 189H53V190H55ZM111 189H116V190H119L118 192V194L116 195V196H114L113 197V194L112 195H110V196H112L113 197V201L111 202V204L109 205V206H111V207H108V208H106V206H104L103 208H101V207H99L98 206V204L100 203V201L102 200V202H103V200H105V199H102V197H101V195L102 194H110V191H112ZM133 189V190H132ZM40 190H42V188L40 189ZM52 190V191H53ZM229 190H231L230 192H229ZM253 190V189H252ZM1 191V190H0ZM3 191V192H4ZM38 191V190H37ZM43 191V190H42ZM202 191H206V193H204L203 194V192ZM32 192V193H31ZM39 192V191H38ZM46 192V191H45ZM199 192H202V194H199ZM44 193V192H43ZM42 193V194H43ZM81 193H83V195H81ZM111 193H114V192H111ZM230 193V194H229ZM245 193V192H244ZM1 194V193H0ZM4 194V193H3ZM6 194V193H5ZM36 194H38V193H36ZM46 194H48L47 192H46ZM116 194V193H115ZM103 196V195H102ZM107 196V195H106ZM5 197V196H4ZM8 197V196H7ZM12 197V196H11ZM18 198V199H21V198ZM104 197V196H103ZM109 197V196H108ZM15 198H17V197H15ZM15 198H14V200H15ZM38 198V197H37ZM43 198V197H42ZM41 198V199H42ZM49 198V197H48ZM48 198H46L45 197V199L47 200ZM124 198V199H123ZM245 198V197H244ZM9 199H11V198H9ZM59 199V201H57ZM112 199V198H111ZM8 200V199H7ZM12 200H13V197H12ZM13 200V201H14ZM17 200V199H16ZM43 200V199H42ZM45 200V201H46ZM9 201V200H8ZM20 201V200H19ZM22 202H24L23 200H21ZM20 201V202H21ZM37 201H38V199H37ZM41 201V200H40ZM48 201H49V199H48ZM33 202V203H32ZM44 202V201H43ZM101 202V203H102ZM105 202H106V200H105ZM109 202H110V200H109ZM109 202H107V203H109ZM229 202H231V201H229ZM244 202V201H243ZM242 202V203H243ZM250 202V201H249ZM252 202V201H251ZM16 203H18V202H16ZM90 203H93V204H90ZM14 204V203H13ZM13 204H11V205H13ZM232 204V206H233V204H234V202H231L230 203V205ZM241 204V203H240ZM19 205H20V203H19ZM49 205H52V204H49ZM96 206L97 205V208L96 207H94L93 208V206ZM104 205V204H103ZM247 205V204H246ZM7 206V205H6ZM15 206H16V204H15ZM15 206H13V207H15ZM17 206H18V204H17ZM16 206V207H17ZM26 206V205H25ZM40 206V205H39ZM43 206V205H42ZM48 206V205H47ZM100 206H101V204H100ZM241 206V205H240ZM9 207V206H8ZM20 207H22L21 208V212H23V210H24V207H23V204H22V206H20ZM19 206H18V208H20ZM27 207V206H26ZM31 207H29V208H26V209H31ZM35 207V206H34ZM44 207H46V206H44ZM53 207V206H52ZM99 207V208H98ZM112 207H114V209H112ZM255 207V206H254ZM38 208V207H37ZM48 208H50L49 206H48ZM54 208V207H53ZM61 208V207H60ZM60 208H57V210L58 209H60ZM234 208V207H233ZM244 208V207H243ZM257 208V207H256ZM5 209V208H4ZM45 209V208H44ZM52 209V208H51ZM235 209H240V208H235ZM6 210V209H5ZM11 210H12V208H11ZM16 210V209H15ZM50 210V209H49ZM53 210V209H52ZM51 210V211H52ZM241 210H242V207H241ZM26 212H27V210H25ZM24 211V212H25ZM34 211V213H35V211H36V207L34 208V210H31V212H33ZM45 211H48V209L47 210H45ZM60 211V210H59ZM63 211V210H62ZM232 211H233V209H232ZM244 211H245V208L242 210V212L244 213ZM252 211H256V210H253V208H252ZM251 211V212H252ZM258 211V210H257ZM12 212V211H11ZM17 212V210L15 211V213ZM24 212L22 213L23 215H24ZM31 212H27L28 214H30ZM50 212V211H49ZM241 212V213H242ZM19 212H17V214H18ZM25 214V216L26 215H28V214ZM42 213V212H41ZM44 214H45V212H43ZM54 213H56V212H54ZM249 213V212H248ZM253 213V212H252ZM12 214H14V212H12ZM31 214H33V213H31ZM30 214V215H31ZM47 214V213H46ZM45 214V215H46ZM51 214V213H50ZM259 214V213H258ZM16 214H14L13 216H15ZM20 215V213L18 214V216ZM23 215H21V216H23ZM29 215V216H30ZM33 215H36V214H33ZM37 215H39V214H37ZM36 215V216H37ZM53 215V214H52ZM55 215V214H54ZM57 215V214H56ZM61 215V214H60ZM233 215L234 216H236V217H233ZM255 215H257V214H255ZM8 216V215H7ZM18 216L16 217L17 219H19L18 218ZM28 216V217H29ZM32 216V215H31ZM30 216V217H31ZM47 216V215H46ZM46 216L44 217V218H46ZM51 216V215H50ZM104 216H107L108 217V219H102V217H104ZM248 216V215H247ZM251 216V215H250ZM20 217V216H19ZM27 217V216H26ZM26 217H22V219H20V220H22L23 222H24V220H23V218H25L26 219ZM55 217V216H54ZM61 217V216H60ZM106 217V218H107ZM240 217V216H239ZM252 217V216H251ZM8 218H11V216L9 217L8 216ZM14 218V217H13ZM21 218V217H20ZM42 218H43V215H42ZM105 218V217H104ZM241 218H243L242 220H244V216L242 217V214H241ZM257 218V217H256ZM259 218V217H258ZM5 219V218H4ZM30 219V218H29ZM28 219V220H29ZM37 219V218H36ZM48 219V218H47ZM49 219H51V218H49ZM48 219V220H49ZM57 219V218H56ZM58 219H59V217H58ZM66 219H64V221L66 220ZM246 219V218H245ZM16 220V219H15ZM14 220V221H15ZM32 220V219H31ZM30 220V221H31ZM34 220V219H33ZM53 220V219H52ZM61 221H63L62 220V218L60 219ZM89 221V225H84L85 224V222H83V221ZM240 220V219H239ZM19 221V220H18ZM54 221H56L55 219H54ZM80 221H82L83 223H81ZM249 221H252V220H250L249 219ZM258 221V220H257ZM21 222V221H20ZM26 222H27V219H26ZM34 222L35 223H38V219H37V222L34 220ZM43 222V221H42ZM60 222V221H59ZM66 222V221H65ZM238 222V221H237ZM247 222H248V220H247ZM16 223H17V220H16ZM16 223H14V224H16ZM25 223V222H24ZM24 223H22V225H24ZM28 223H31V222H29L28 221ZM50 223V222H49ZM62 223V222H61ZM251 223V222H250ZM252 223H254L253 221H252ZM258 223V222H257ZM45 224H47V222L45 223ZM67 224V223H66ZM236 224V225H235ZM254 224H256V223H254ZM9 225V224H8ZM31 225V224H30ZM41 225H43V224H41ZM40 225V226H41ZM51 225V224H50ZM54 225V227H55V225H56V223H54L53 224ZM52 225V226H53ZM58 225V224H57ZM59 225H60V223H59ZM58 225V226H59ZM243 225H245V224H243ZM34 226V225H33ZM43 226H45V225H43ZM47 226H49V225H47ZM65 226V227H66ZM236 226H238L239 227V229H238V227L236 228ZM248 226H249V224H248ZM255 226H257V225H255ZM22 227H24V226H22ZM32 227V226H31ZM54 227H50V229L53 231V228ZM57 227V226H56ZM55 227V228H56ZM19 228V227H18ZM42 228V227H41ZM48 228V230H49V227H47ZM55 228H54V233H58V231H59V229L57 230V228H56V230L57 231H55ZM262 228V227H261ZM20 229V228H19ZM33 229V228H32ZM44 230H45V228H43ZM61 229V228H60ZM236 229H238V230H240L239 232H237L236 231ZM29 230V229H28ZM31 230V229H30ZM29 230V231H30ZM35 230V229H34ZM259 230H262V229H259ZM22 231V230H21ZM33 231V230H32ZM50 231V230H49ZM61 232H62V230H60ZM60 231H59V233L58 234H60ZM64 231V230H63ZM81 231H79V232H81ZM27 232V231H26ZM43 232V231H42ZM45 232H47V229H46V231H44L43 233H45ZM67 232V233H68ZM261 232V231H260ZM22 233V232H21ZM20 233V234H21ZM25 233V232H24ZM28 233V232H27ZM49 233H52V232H49ZM48 233V234H49ZM54 233H52V236H48V237H53V236H55V238H58V239H60L59 237H56V234L55 235H53ZM33 234V233H32ZM35 234H37V233H35ZM63 234L64 233H62L61 234V237L63 236ZM66 234V233H65ZM76 235H77V233H75ZM83 234V233H82ZM86 234V235H87ZM22 235H23V233H22ZM22 235H20L21 237H22ZM25 235V234H24ZM27 235L28 234H26V239H27ZM31 234H29V236H30ZM39 235V234H38ZM43 235V234H42ZM51 235V234H50ZM66 235H68V234H66ZM86 235H84L83 236V238L84 237H86ZM18 236H19V233H18ZM17 236V237H18ZM32 236V235H31ZM35 236V235H34ZM37 236V235H36ZM44 236H46V234L44 235ZM68 236H70V234L68 235ZM79 236V235H78ZM82 236V235H81ZM80 236V237H81ZM39 237H41L40 235H39ZM39 237L38 238H35V239H39ZM47 237V236H46ZM66 237V236H65ZM65 237H63V238H65ZM73 236H71L70 238H72ZM25 238V236H23V239ZM74 238H76L75 236H74ZM23 239L21 240V241H23ZM44 239V238H43ZM42 239V240H43ZM46 239V238H45ZM52 239V238H51ZM51 239H48V241L50 242V240ZM66 240H68L67 238H65ZM64 239V240H65ZM77 239V238H76ZM78 239H79V237H78ZM241 239V242L240 243H238L237 242V240L239 241ZM15 240L16 239H14V243H15ZM56 240V239H55ZM65 240V242L64 243H66L67 241ZM83 240V239H82ZM81 240V241H82ZM19 241V240H18ZM18 241H16V242H18ZM28 241H31V240H27V242ZM53 241H54V239H53ZM70 241V240H69ZM68 241V242H69ZM85 241H86V239H85ZM26 242V243H27ZM35 242V241H34ZM49 242H47V243H49ZM61 242H63V241H61ZM236 242H237V246L235 245V246H233L234 245V243L236 244ZM258 242H261L259 245H258ZM52 243V242H51ZM71 243V242H70ZM17 244V243H16ZM40 244V243H39ZM42 244V243H41ZM58 244V243H57ZM56 244V246L55 247H58V245ZM60 244H62V243H60ZM59 244V247L61 248L62 246ZM75 244V243H74ZM73 244V245H74ZM22 245H23V243H22ZM21 245V246H22ZM30 245V244H29ZM29 245L27 246V247H29ZM45 245H46V243H45ZM76 245H77V242H76ZM79 245V244H78ZM85 245V247H87V245H86V243L84 244ZM83 245V246H84ZM91 245V246H90ZM262 245V244H261ZM19 246V245H18ZM26 246H24L23 248L24 249H26ZM33 246V245H32ZM44 246V245H43ZM49 248H50V246L49 245H47ZM65 246V245H64ZM72 246V245H71ZM31 247V246H30ZM35 247H36V245H35ZM70 247V246H69ZM74 247V246H73ZM246 247V248H245ZM32 248V247H31ZM43 248V247H42ZM47 248L48 249V251H50V249L52 248ZM54 248V247H53ZM60 248H58V250L60 251ZM40 249V248H39ZM44 249H46L45 247H44ZM43 249V250H44ZM62 249V248H61ZM70 249V248H69ZM72 249H74V248H72ZM106 249H110V250H112L111 252H113L114 250H116V251H118V253H114V254H105V251H106ZM251 249H255L256 250V254H253V252H251L250 250ZM22 250V249H21ZM34 250V249H33ZM41 250V249H40ZM53 249H51V251H52ZM57 250V249H56ZM64 250V249H63ZM66 250V249H65ZM71 250V249H70ZM75 250V249H74ZM254 250V251H255ZM24 251V250H23ZM36 251H38V249L36 250ZM35 251V252H36ZM48 251H46V252H48ZM59 251H56V252H59ZM73 251V250H72ZM64 252H65V254H66V251H63V254H64ZM43 253V252H42ZM44 253H45V251H44ZM49 253V252H48ZM47 253V254H48ZM51 253V252H50ZM53 253V252H52ZM67 253H69L70 255L73 253H71V252H67ZM76 253V252H75ZM35 254V253H34ZM54 254V253H53ZM52 254V255H53ZM56 254V253H55ZM59 254V253H58ZM94 254V255H93ZM19 255V254H18ZM26 255H28V254H26ZM25 255V256H26ZM46 255V254H45ZM44 255V256H45ZM49 255V254H48ZM80 255V254H79ZM86 255V256H87ZM16 256H17V254H16ZM38 256H40V255H38ZM42 256V255H41ZM64 256V255H63ZM14 257V256H13ZM21 257V256H20ZM19 257V258H20ZM30 257V256H29ZM45 257H47V256H45ZM44 257V258H45ZM55 257V256H54ZM54 257H53V259H54ZM56 257H57V255H56ZM77 257V256H76ZM15 258V257H14ZM23 258V257H22ZM21 258V259H22ZM38 258H42V257H38ZM71 258V257H70ZM82 258V257H81ZM86 258V257H85ZM94 258V259H95ZM24 259V258H23ZM29 259V258H28ZM31 259V258H30ZM78 259V258H77ZM76 259V260H77ZM7 260V259H6ZM5 259H4V261H6ZM14 260V259H13ZM12 260V261H13ZM25 260H27V257H26V259ZM40 260H42V259H40ZM46 260V259H45ZM58 260V259H57ZM3 261V260H2ZM12 261H10V262H12ZM15 261V260H14ZM28 261V260H27ZM70 261V260H69ZM68 261V262H69ZM15 262H19V261H15ZM32 262V261H31ZM34 262H35V260H34ZM41 262V261H40ZM73 262V261H72ZM82 262V261H81ZM80 262V263H81ZM25 263H27V262H25ZM28 263H29V261H28ZM42 263V262H41ZM75 263V262H74ZM79 262H78V264H80ZM94 263V262H93ZM17 264V263H16ZM22 264H24V262L22 263ZM102 264V263H101Z\"/></svg>",
    "mask_w": 264,
    "mask_h": 264
},
{
    "label": "rangeland",
    "instance_id": "2",
    "mask_svg": "<svg viewBox=\"0 0 264 264\" xmlns=\"http://www.w3.org/2000/svg\"><path fill=\"white\" fill-rule=\"evenodd\" d=\"M78 1V2H77ZM83 1H86V2H83ZM91 1V2H90ZM94 0H0V94L1 95H3L2 93H3V91L5 90V89H7V85H8V88H12V87H14L15 85H17V81L19 82V80L21 81V80H23L24 81V83L25 82H27V83H31V84H35V86H38V87H43L46 83H48L49 81H50V79L48 80V78H49V76L51 75V73H50V71H49V69L50 68H52L51 67V65L53 64V65H55V62H56V64L59 62V63H62V61H63V52L61 53V51H62V47H63V45L64 44H67L69 41H66V40H68V39H70V41L71 42H75V44H79V45H82L83 46V48H84V50L85 51H89L90 53H87L88 54V56L91 54V52H92V54H91V56H87V54H81V57H82V55H84V57H82L83 59H82V62H83V60L86 58V57H88V58H86L87 60V62L84 60V62H83V64H82V66L84 67V65L85 64H87V66H90V65H94L99 59H101V57L99 56V55H103L102 56V61H104V58L106 59V57H107V55L110 57V58H108L107 57V64L108 65H106L107 66V68H109V69H107V68H105L106 66L105 65H103V67H104V69H107L106 71H104V69H102L101 71H100V73L98 74V76H93V78H95V81L94 80H92L91 82L89 81V80H87V79H80V81L81 82H79L80 83V85L81 86H84V84L85 85H87V84H89V82H90V84L91 83H94V84H91V85H93V87H98V88H94L95 89V91H94V89L91 87V86H87V88L88 89H86L85 88V90H82L81 91V93H82V95L80 94V92L78 93V95L79 96H82L83 97V99H80V98H82V97H77L78 95H76L75 96V98L77 99V98H79L78 100L81 102V105L82 106H78L79 107V109H81V108H83V110L85 111V113L87 114V113H93V115L95 116V115H97L96 116V118L90 123V124H83V128H82V126L79 128L80 130H78L77 128H73L72 129V131H71V134L72 135H74V136H72L73 138H77V136H78V138H80V140H82V138L80 137V136H82L83 134H85V137L83 138V142H82V144L80 145V144H78L77 142H74V143H76V144H74V148L72 147V151L73 152H75V153H70V155H72L73 156V158L76 160V162H75V166L77 165L78 167L81 165V166H83V165H87V164H89V163H91V161H94V159H95V157L97 156V154H96V156L95 155H93V154H95L96 152L94 151V150H97V151H100V149H101V151H102V153H104L103 152V150H105V152L107 151H109L111 148H112V152L111 153H116L117 151H118V148H120L119 150H123L124 149V153L122 152V154L121 153H119V156L121 157L120 159H122V160H120L119 159V161H121V162H119V161H116V162H119L120 164H118V163H116L115 165H112V166H114V169H113V167L111 166V168H110V170L109 169H107V170H103V172L102 173H104V178H105V181H116V180H122V179H120V178H125V176L126 175H128V174H131L133 171L130 169V171H132L131 173H129L130 171H129V169H125V173H124V168L125 167H128V166H125V165H128L129 163L131 164L133 161L132 160H136L137 158H138V155L141 157L142 155L144 156V158H141L139 161L137 160L135 163H133V164H135V165H137V167H138V165L139 164H141V163H144V160H145V156L146 157H150L149 156V154H148V152L150 153V151L151 152H153L154 151V146H153V143H152V130H151V128L150 127H152V124L154 123V121H155V118L154 117H156V115L158 114L159 116H157V117H159L160 118V127H159V129H160V131H159V140H161V138H162V140H164V139H167V140H164V142H169V138H166L167 136H168V133H170V131L174 128V125L176 124V121L178 122V119L176 120V118H177V116L180 114V113H182L183 112V110L184 111H187L188 109L190 110V108L189 107H191V106H194L193 105V103L194 104H197L198 103V100L200 99V92L199 91H201V88L198 86V84H197V80H194V77H195V69H194V65H195V63H196V61L197 60H199L200 58H202V57H205L206 55L205 54H207L208 53V50L210 49V48H213L212 46H214V44L212 43L214 40H215V36L213 37V36H210L209 35V33H208V21H206L205 23H204V25H203V27L205 28H202L201 30H203V31H198V30H196L197 29V25H194V27H192V26H187V25H189V24H186L185 23V25H184V23L182 24L183 26H178V24H176V22H177V20H172V16L174 17V16H176V15H174V14H178V13H180V11H179V7L181 8V7H184L186 4L185 3H183V2H181V4H183V5H181V4H179V5H173V4H170V1L169 0H164V2H163V0L162 1H160V0H152L151 2H150V0H100V1H102V2H99L98 0H95L94 2H93ZM123 1V2H122ZM131 1H132V3H131ZM135 1V3H133ZM145 1V2H144ZM147 1V2H146ZM154 1H155V3H159V5H157V4H155L154 3ZM157 1V2H156ZM232 1H234V0H232ZM81 2H82V4H81ZM99 2V3H98ZM104 2V3H103ZM120 3L119 5L118 4H115V3ZM138 2V3H137ZM241 2V4L243 3V1H240ZM240 2L238 3V4H240ZM256 2H258V3H256ZM256 4H254V6L256 7V5H258L260 8L262 7V8H264V4H262V3H264V0H256ZM98 3V4H97ZM106 3V4H105ZM115 5H114V4ZM127 3H129L128 4V6H127ZM149 3V4H148ZM153 3L155 4V5H153ZM160 3H161V5H163L164 7H165V9H166V7H167V9H166V12L165 13H168V17H170L171 18V20L170 21H168L169 19H168V17H166V18H163L160 22H158V27L156 28V27H154L153 29H151L150 28V26H148V24H145L144 25V27L145 28H148V30H147V32L146 31H138V33H139V35H138V33H137V35L139 36H135L136 38H134V34H136V30L135 29H133L135 32H131V30L129 31L130 32V34H131V36L133 35V37H132V39L133 40H135V39H137V40H139L140 39V42H135V46H137V44H138V46L135 48L136 50H140V51H138V52H140L139 53V58H136L135 57V61L137 60V62L138 63H136L135 61H134V51H133V49H131L129 46H125L124 44H123V42H121V44H123V46H125L126 48L128 47V48H130V50L128 49V51H127V49L125 48V47H123V60H122V62L124 63V61H125V63L126 64H128V62H129V64H133V61H134V65H126L125 63L123 64L122 62H120L121 64V68H125V69H127L128 70V73H126V72H122V73H125V74H122L120 71H119V75L120 74H122L121 76H122V79L123 78H125V81L123 82V80L122 79H120L119 80V78L117 77V74H116V72L117 71H115L114 69H116V68H114L113 66H112V64H114L115 62L114 61H116V59H114V58H116V56L113 54V56H111V55H109V54H107L108 53V51L106 50V51H104V52H100V49H99V51H98V53H97V51L95 50L96 48V46L98 47V46H100V44L101 45H105L106 47H107V43H103L104 41L103 40H101V38H102V35H103V31L102 30H104V33H106V31L105 30H107V33L109 32V34H107V35H110L111 34V31H109V30H112V29H109V28H111V26H110V22H111V20H113V16H115V14L114 13H116V10L118 11V9H119V11L117 12V13H120V12H123L124 10L123 9H127V10H130L131 8H134V7H137L139 4V6H141L142 8H144V10L145 11H148V9L147 8H149V9H152V7L154 8L156 5L157 6H160ZM169 3V4H168ZM84 4V5H83ZM101 4V5H100ZM109 4V5H108ZM126 4V5H125ZM135 4H137V5H135ZM149 5V7H147L148 5ZM93 5V6H92ZM98 5H100V6H98L99 7V9L98 8H96ZM104 5H105V7H104ZM112 5V7H110ZM121 5H123L124 6V8H123V6H121ZM133 5V6H132ZM144 5V6H143ZM151 5H152V7H151ZM103 8H102V7ZM109 6V7H108ZM116 6H118V7H116ZM120 6V7H119ZM156 6V7H157ZM202 6H204V4L202 5ZM258 6H257V8H254L253 6H250V5H248V4H245L244 6H240L241 7V9H240V11L242 12V11H244V12H242L241 13V18H243L242 20V22H243V24H244V33H246V34H244L243 35V37H244V41L243 42H241L240 44H239V49H238V51H239V56H237V59L239 60V58H241V60H236L235 59V61H231V60H228V62H227V60H223L222 62H227V63H229V64H227L226 65V63L224 64V68H225V72L227 73V74H229L228 75V78H227V74L226 73H224L223 72V77H224V79H228L229 81H230V86L233 84V82H234V84L231 86V87H233L234 88V93L235 94H233V91H232V88H230L231 89V92H229L228 93V91L226 92V94L227 95H229L230 93H232V94H230V96H234V95H236V93H238V95H237V97L236 96H234L233 97V100H232V97H230L229 96V98L226 96V97H223L224 99L226 98H228V100H224L223 99V101L220 99V103L223 105V108H221V107H219L218 109H219V113H221L219 116H218V118L216 119L215 118V120L214 121H216V122H214V121H211L210 120V123L209 122H207L208 124H205V125H207V126H205V128H203L202 127V125H200V127H202V128H200L199 126L197 127H195V125H191L190 127H194L195 129H197V128H200L201 130H206V131H204V133H203V131L202 132H199L198 130H200V129H197V130H195L194 128V130H195V135H194V132H193V136H194V138H195V142L194 143H196V145H194V143H193V145L195 146V148H196V146L197 145H199V144H201V142L200 141H202V144H204V145H202L201 144V146L203 147H205V148H203L202 149V147L200 148V147H198L197 146V149L199 148V150H197V149H193V151L192 152H195V151H197L198 152V155H196L197 154V152H195V153H193L192 155H194V157L195 158H193V159H198L197 161H200V163H197V164H195V162H196V160H194L195 162H194V165H202L204 162H205V157L204 156H202V153H200V152H203L204 151V153H203V155L205 154V152H206V150H208V151H210V150H212L211 149V147L212 146H214V148H216L217 146H219V145H224V142H225V145L226 144H228V142H230V140H231V142H230V144H229V148H227V153H231L233 150L235 151V149H237L236 147H234V146H236V144L234 145L233 144V139L235 138V139H237V140H235L236 142L238 141V139H240L239 141L241 142V141H244L245 142V145H247L246 147H243V148H240V150H239V152L242 154V156H241V158L242 157H246L247 155H251V154H249V153H253L254 152V150H255V152H256V157L253 159V158H251L250 160H252L253 162L255 161L256 163H257V165L260 167V170H259V173L257 174V182H256V184L257 185H254L253 187H252V189L250 188V189H248L247 190V188H249V187H246V189L244 190V192H241V196H242V202L240 201V203H239V207H237L238 205H237V202H235L234 200L232 201L231 199H234L233 198V196L234 195H232L231 196V194L233 193L232 191V188H231V190H229V192L231 193H229L230 195L229 196H227L228 198L227 199H229L228 200V204H229V212H234L235 211V213H234V215L237 213V214H239V215H236L238 218H234V219H236V220H234V221H236V224L238 223L239 225H240V230H245V228H246V230L247 231H249L248 230V228H250V230L252 229L251 227H253L254 229H255V232H257V234L259 233V235H262L261 233H264V124H262V123H264V118H262V117H264V91H261V90H264V80H262V79H264V78H262V77H264V74H261L260 72L261 71H264V67H262V66H264V63H262V62H264V58H262V57H264V54H262L261 55V53H258L257 54V56H260V58L259 59H257L258 57L255 55V53H253L254 51V43L255 42H253V39H254V41H255V39L257 38L256 36L259 34L258 32V30H259V27H260V24L258 23V20H259V15L261 14V12L259 11L260 9L258 8ZM94 7V8H93ZM101 7V8H100ZM113 7H115L116 8V10H115V8L112 10V8ZM128 7H131V8H129L128 9ZM106 8V9H105ZM110 9V10H108V9ZM123 10H121V9ZM205 8V6L204 7H202V9H204ZM254 9V10H252V12L253 13H251V11H250V9ZM100 10L101 12H103V10H104V12L106 13L107 11V13L106 14H104V12H103V17H104V19L105 18H107V14H109V16H108V18L107 19H105V21H106V25H108V26H105V25H101V24H99V22L101 21V18H99V16H97V15H99V12L100 11H98V10ZM103 9V10H102ZM173 9V10H172ZM257 9V10H256ZM84 10V11H83ZM169 12H168V11ZM110 11V12H109ZM113 11H114V13H113ZM149 11H151V10H149ZM173 11V12H172ZM85 12V13H84ZM172 12V13H171ZM176 12V13H175ZM245 12H246V14H247V16H245L244 14H245ZM254 12H256L257 14H254ZM98 13V14H97ZM113 13V14H112ZM89 14V15H88ZM140 13L138 12V15H139ZM162 13H158L157 15H156V17H159V15H161ZM172 14V15H171ZM244 16H243V15ZM252 14H253V16H252ZM259 14V15H258ZM73 15H75V16H73ZM77 15V16H76ZM81 15V16H80ZM84 15V16H83ZM91 15H93V16H91ZM96 15V16H95ZM100 17H102V14L100 13ZM136 15H137V13L135 14V15H132V16H134V17H136ZM137 15V16H138ZM258 15V16H257ZM68 16V17H67ZM87 18H86V17ZM89 16H91L90 18H89ZM201 16V15H200ZM72 17V18H71ZM75 17H76V19H78V20H73V19H75ZM98 17V18H97ZM102 17V18H103ZM113 17V18H112ZM134 17H132V18H134ZM184 17V16H183ZM257 17H258V19H257ZM68 18V19H67ZM91 19V18H93V19H91V21L93 20V23H90V20L89 19ZM111 18V19H110ZM155 18V17H154ZM246 18V19H245ZM253 18H255L256 20H254ZM67 19V20H66ZM84 19V20H83ZM95 19H99L98 21L99 22H97V20H95ZM152 19V18H151ZM158 19V18H157ZM69 20V21H68ZM71 20H72V22H71ZM87 20H89V21H87ZM109 20H110V22H109ZM245 20V21H244ZM95 21V22H94ZM246 21H247V23H246ZM251 21V22H250ZM256 23H255V22ZM79 24H78V23ZM83 22H85V23H83ZM89 24H88V23ZM98 24H97V23ZM153 23H155L156 24V22H154V21H152ZM169 22V23H168ZM174 24H173V23ZM245 22V23H244ZM253 22H254V24H253ZM139 23V22H138ZM137 23V24H138ZM171 23V24H170ZM71 24H73V25H71ZM77 24V25H76ZM82 24V25H81ZM88 24V25H87ZM92 24V25H91ZM93 24H94V26H93ZM98 26H96V25ZM162 24V25H161ZM176 24V25H175ZM250 24H252L251 26H250ZM259 25V26H257V25ZM75 25V26H74ZM80 25V26H79ZM101 25V26H100ZM146 25H147V27H146ZM72 26V27H71ZM105 27V28H103V29H101V27ZM110 26V27H109ZM165 26V27H164ZM178 26V27H177ZM195 26H196V28H195ZM246 26H248V27H246ZM254 26V27H253ZM256 26V27H255ZM71 27V28H70ZM75 27V29H73ZM89 28V30L87 29V28ZM93 27V28H92ZM106 27H108L107 29H106ZM160 27V28H159ZM190 27V28H189ZM258 27V28H257ZM96 28H98V29H96ZM164 28H166V29H164ZM249 29V30H246V29ZM253 28H254V30H253ZM68 29V30H67ZM151 29V30H150ZM159 29V30H158ZM255 29H257V30H255ZM70 30V31H69ZM74 30V31H73ZM98 30V31H97ZM101 30V31H100ZM132 30V31H133ZM150 30V31H149ZM191 30H193V31H191ZM73 31V32H72ZM79 31H81V32H79ZM86 31V32H85ZM90 31V32H89ZM92 31H96V32H92ZM99 31H100V33H99ZM113 31V30H112ZM191 31V32H190ZM246 31V32H245ZM72 32V33H71ZM75 32V33H74ZM79 32V33H78ZM145 32V34L147 35V36H144V37H142L143 36V33ZM199 32H201V33H199ZM203 32V33H202ZM249 32V33H248ZM252 32H255V33H253V35L255 36H252ZM69 33V34H68ZM89 33V34H88ZM114 33V32H113ZM133 33V34H132ZM251 33V34H250ZM72 34V35H71ZM84 34H88V35H91V34H93V35H95V36H91V38L93 39V41H92V39L90 38V36L88 37V35L86 36H82V35H84ZM98 36H100V37H97L96 38V36L97 35ZM102 34V35H101ZM243 33H241V35H242ZM248 34V35H247ZM69 35V36H68ZM77 35H79V37L77 36ZM81 35V36H80ZM66 36V37H65ZM251 36H252V38H251ZM68 37V38H67ZM70 37V38H69ZM79 39H78V38ZM85 37H88V38H85ZM245 37H248V38H246L247 40H245ZM66 38V39H65ZM86 40H85V39ZM100 38V39H99ZM143 38H146V39H144V40H146V43H144V40H143ZM152 38V39H151ZM212 38V39H211ZM72 39V40H71ZM81 39V40H80ZM84 39V40H83ZM99 39V40H98ZM155 39V40H154ZM251 39V40H250ZM45 41L46 42V45H45V42H42V41ZM47 40V41H46ZM49 40V41H48ZM58 42H56V41ZM63 40H64V42H63ZM96 40H97V42H98V44H97V42H96ZM143 40V41H142ZM208 40V41H207ZM212 40V41H211ZM248 40H250L251 41V43H249L250 41H248ZM43 43V45L40 43ZM53 43V44H50L51 42ZM80 41V42H79ZM83 41L86 43V45L85 44H81V43H83ZM91 43H90V42ZM103 41V42H102ZM150 42V43H148V42ZM154 41V42H153ZM207 41V42H206ZM245 41H247V42H245ZM35 43V45H34V43ZM48 42V43H47ZM56 42V43H55ZM60 42V43H59ZM92 42H94V44L92 43ZM99 42H100V44H99ZM143 42V43H142ZM152 42V43H151ZM179 42V43H178ZM33 43V44H32ZM137 43V44H136ZM140 43H141V45H140ZM151 44L150 46L148 45V44ZM175 43V44H174ZM243 43V44H242ZM247 43L248 44H251V46H252V48H251V46L249 45H247ZM61 44H63V45H61ZM89 44H91V45H89ZM246 44V45H245ZM23 45H25V46H23ZM34 45V46H33ZM39 45V46H38ZM52 45V46H51ZM61 45V46H60ZM92 45H94V46H92ZM175 45H179V46H181L182 47V45L183 46H185L187 49L184 51V53H182V54H180V57H179V54H177V52H174L175 50L173 49V48H176V46ZM211 45V46H210ZM242 45V46H241ZM23 46V47H22ZM31 46H33L32 48H31ZM38 46V47H37ZM43 46V47H42ZM85 46V47H84ZM92 46V47H91ZM141 46V47H140ZM152 46V47H151ZM157 47V48H155V49H158V50H155V51H153V47ZM175 46V47H174ZM209 46H210V48H209ZM245 46V47H244ZM25 47V48H24ZM39 47H41V48H39ZM54 47H55V49H54ZM57 47V48H56ZM59 47H61L60 49L61 50H59ZM89 47V48H88ZM90 47H91V50H94V51H91L90 50ZM140 47V48H139ZM147 47V48H146ZM148 47H149V49H148ZM166 47V49H164ZM170 49H169V48ZM241 47V48H240ZM246 47H248V48H246ZM249 47L252 49H249ZM24 48V49H23ZM34 48V49H33ZM47 48H48V50H47ZM64 48V47H63ZM87 48V49H86ZM93 48V49H92ZM110 47H108L107 49H109ZM126 50H125V49ZM142 48V49H141ZM143 48H144V50H143ZM150 48H152L151 49V51H150ZM169 49V51H167L168 49ZM245 48V49H247L248 50V52H246L247 50H243V49ZM52 49V50H51ZM160 49V50H159ZM163 49H164V51H163ZM50 50V51H49ZM146 50V51H145ZM174 50V51H173ZM47 51V52H46ZM60 51V54H62V55H60L58 52ZM87 51V52H88ZM128 52V54H129V58H128V54L127 53H125V52ZM133 51V52H132ZM141 51H143L142 53H141ZM171 51L172 52H174V53H172L171 54ZM207 51V52H206ZM238 51L236 52V54L238 53ZM249 51H253L251 54H249L250 52ZM45 52V53H44ZM130 52V53H129ZM148 52V53H147ZM48 53V54H47ZM94 53V54H93ZM100 53V54H99ZM106 53V54H105ZM149 53H151V54H149ZM168 53H170V54H168ZM242 53V54H241ZM243 53H244V55H243ZM46 54V55H45ZM51 54V55H50ZM53 54H55V55H53ZM96 54V55H95ZM99 54V55H98ZM125 54V55H124ZM146 54H148V55H146ZM174 54H176V55H174ZM242 56H241V55ZM249 54V55H248ZM50 56V57H48V56ZM60 55V56H59ZM85 55H86V57H85ZM94 55V56H93ZM97 55L99 56V57H97ZM142 55V56H141ZM151 55V56H150ZM170 55H172V56H170ZM251 55H252V57H251ZM44 56V57H43ZM46 56V57H45ZM56 56V57H55ZM79 56H80V53H79ZM133 58V61L132 60H130V58L131 57ZM166 56H168L169 58H166ZM178 56V57H177ZM244 56L246 57V58H244ZM249 56V57H248ZM254 56V57H253ZM255 56H256V58H255ZM51 57H53V58H51ZM171 57H173V58H171ZM175 57V58H174ZM50 58V60H47V59H49ZM58 58V59H57ZM77 58V57H76ZM94 58V59H93ZM96 58V59H95ZM98 58V59H97ZM113 58V60H111ZM180 58V59H179ZM262 58V59H261ZM31 59V60H30ZM37 59V60H36ZM60 59H62V61H59ZM78 59V58H77ZM90 59H92V60H90ZM111 60V62L109 61V60ZM129 59V60H128ZM164 59V60H163ZM170 59V60H169ZM246 59H248L247 61H246V63L244 62ZM250 59V60H249ZM257 59V60H256ZM260 59L262 60V61H260ZM20 60H21V62H20ZM26 60V61H25ZM30 60V61H29ZM36 60V61H35ZM53 60H54V62H53ZM57 60V61H56ZM96 60V61H95ZM46 61V62H45ZM90 61H91V63H90ZM127 61V62H126ZM130 61L132 62V63H130ZM230 61V62H229ZM237 61V62H236ZM252 61H253V63L255 64L256 63V65H253V63H252ZM258 61V62H257ZM28 62H30V63H28V65H27V63ZM32 62H33V64H32ZM40 62V63H39ZM45 62V63H44ZM48 62H50V63H48ZM114 62V63H113ZM234 62V63H233ZM35 63H38V64H35ZM46 63H47V67H44V66H46ZM57 64L58 66H59V72H63V70H61V69H63V68H60V67H62L61 66V64ZM88 63H89V65H88ZM154 65H153V64ZM180 63V64H179ZM231 63H233L234 64V67H233V65L231 64ZM235 63H237L236 65L238 66V68H237V66L235 65ZM243 65H242V64ZM249 63V64H248ZM250 63H252V64H250ZM261 64V67H259L260 65L259 64ZM22 64V65H21ZM25 64H26V66H25ZM31 64V65H30ZM41 64V65H40ZM104 64H106V62L104 61ZM111 64V65H110ZM177 64H179V65H177ZM239 64H240V66H239ZM259 66H258V65ZM25 66V67H28L29 65V67L26 69L25 67H24V70H23V67L22 66ZM37 65V66H36ZM43 65V66H42ZM50 65V68L48 69V66ZM52 65V66H53ZM110 65V66H109ZM123 65V66H122ZM181 65H182V67H181ZM229 65H231L232 66V68H231V66L229 67ZM250 65V66H249ZM20 66H21V68H20ZM31 66H33V67H31ZM86 66V65H85ZM109 66V67H108ZM112 66V67H111ZM128 66V67H127ZM132 67V69H131V67ZM177 66V67H176ZM253 66H255V67H253ZM36 67H37V69H36ZM43 67V68H42ZM127 67V68H126ZM236 67V68H235ZM256 67H259L258 68V70L256 69ZM33 68H35V69H33ZM43 70V72H41L42 70ZM46 68H47V70L49 71V73L47 72V70H46ZM112 68V70H110ZM177 68H179V70L177 69ZM190 68H191V71H193L192 73H191V78H189V80H185V79H181L179 82L180 83H171V81L174 79L173 77H171L170 76V74H169V78H167L168 76V74L167 73H170V69H171V71H173V70H178L179 72H186L187 71V69L188 70H190ZM247 68V69H246ZM29 69H30V72H29ZM32 69V70H31ZM184 69V70H183ZM228 69V70H227ZM230 69H232V70H230ZM236 69V70H235ZM239 69H241V70H239ZM245 71H244V70ZM249 69V70H248ZM255 69V70H254ZM20 70V71H19ZM28 70V71H27ZM34 70H36V72L34 71ZM38 70V71H37ZM44 70H45V72H44ZM51 70V69H50ZM119 70V69H118ZM135 70V71H134ZM234 70L236 71V72H234ZM253 70V71H252ZM260 70V72H258ZM32 71V72H31ZM52 71V70H51ZM103 71L106 73V75H104V73H103ZM113 73H111V72ZM131 71V72H130ZM137 71V72H136ZM230 71H231V73H230ZM237 71H239L238 73L240 74V72L241 71H243V72H241V77H240V75L237 73ZM254 71H257L256 73L254 72ZM24 72V73H23ZM40 72V73H39ZM107 72H108V75H107ZM133 72V73H132ZM247 72V73H246ZM251 72V73H250ZM253 72V73H252ZM44 73H45V75H44ZM133 75H132V74ZM140 75H139V74ZM250 73V75H248ZM262 75H260V74ZM262 73H264V72H262ZM41 74V75H40ZM47 74H49V76H47ZM101 74V75H100ZM135 74V75H134ZM224 74L226 75V76H224ZM236 74H238V75H236ZM245 74V75H244ZM254 74V75H253ZM255 74H258L257 75V77L255 76ZM44 75V76H43ZM111 75V76H110ZM132 75V76H131ZM144 77H143V76ZM247 75H248V77H247ZM31 76H34V77H31ZM35 76L38 78V79H36L35 78ZM38 76H40V77H38ZM41 76H42V78H41ZM90 76H91V73H90ZM89 76V77H90ZM110 76V77H109ZM117 77V79L115 78V77ZM125 76V77H124ZM139 76V77H138ZM232 76V77H231ZM254 77L252 80L254 81H252L253 82V85H252V82H248V81H251L250 79L252 78V77ZM260 76H261V78L262 79H260L259 81H261L262 83H258L259 81H258V77L260 78ZM46 79L47 78V80L46 81H48V82H44V78ZM85 77H87L86 75H85ZM98 77H99V79H98ZM109 77V78H108ZM132 77H133V79H132ZM134 77H136V78H134ZM150 77V78H149ZM229 77H231L232 78V80L229 78ZM239 77L241 78V79H239ZM245 78L244 80H243V78ZM255 77H256V79H255ZM92 78V79H93ZM101 78L103 79V80H101ZM107 78V79H106ZM110 78H112V79H110ZM114 78V79H113ZM129 78H131V79H129ZM139 80H138V79ZM141 78H144V79H141ZM147 78H149L148 80H145V79H147ZM42 79V80H41ZM98 79V80H97ZM106 79V80H105ZM129 79V80H128ZM136 81H135V80ZM153 79V82H154V84H151V86H145L144 87V83H146L147 81H151ZM164 79V80H163ZM170 81V82H168L169 84H167V85H164V84H166V81H168V80ZM248 79V80H247ZM14 80V81H13ZM61 80H64L63 78H60V81ZM88 82H87V81ZM96 80H97V82H96ZM116 80V81H115ZM118 80V81H117ZM140 80H142V82L143 83H141V82H138V81H140ZM240 80V81H239ZM67 81V82H66ZM77 81V80H76ZM134 82V84H133V82ZM146 81V82H145ZM242 81V82H241ZM244 81V82H243ZM255 81H257L256 83H255ZM22 82V81H21ZM35 82V83H34ZM125 82H127V83H125ZM130 82V83H129ZM136 82H138V83H136ZM158 82H160V83H158ZM240 82V83H239ZM50 83V82H49ZM48 83V84H49ZM61 83V84H60ZM65 83H69V84H72V86L75 84V85H77L78 83H76L75 82V80L73 81V83L70 81H68V80H65ZM117 83V84H116ZM118 83H119V85L120 86H118ZM121 83V84H120ZM129 83V86L127 85ZM131 83H132V85H133V87H131V90H130V93H133V94H131L132 95V97H130L131 95H129V100L131 99V101H129V100H124L127 96H125V95H123L124 93L123 92H125V90H126V87H130V86H132L131 85ZM136 83V84H135ZM140 83V84H139ZM241 84V85H239V84ZM245 83V84H244ZM248 83H250L251 85L250 86H247V85H249ZM258 83V84H257ZM48 84H46V85H48ZM63 84V85H62ZM89 84V85H90ZM123 84H125V86H123ZM255 84H257V85H255ZM59 85L61 86H64V82L62 83V82H59ZM75 85L73 86L74 88H76L75 87ZM95 85H97V86H95ZM115 85H116V88L114 89V87H115ZM135 85V86H134ZM170 85H171V87H170ZM234 85H235V87H236V85H237V87L235 88L234 87ZM244 85V86H243ZM65 86H67L66 84H65ZM102 86V87H101ZM105 86V87H104ZM114 86V87H113ZM118 86V87H117ZM141 86H143V87H141ZM243 86V87H242ZM248 87V88H246V87ZM253 86V87H252ZM259 86V87H258ZM5 87V88H4ZM46 87H48V86H46ZM113 87V88H112ZM123 87V88H122ZM167 87V88H166ZM244 87H245V89H247V91L244 89ZM65 88V87H64ZM103 88V89H102ZM120 88V89H119ZM122 88V89H121ZM139 88V89H138ZM140 88H142V90H140ZM92 89V90H91ZM102 89V91H100ZM125 89V90H124ZM116 90L118 91V90H120V91H118V92H116ZM136 90H139V92L138 91H136ZM227 90H229V89H227ZM245 90V91H244ZM93 92V93H91V92ZM98 93H97V92ZM104 91V92H103ZM135 91V92H134ZM240 91V92H239ZM88 93V97H89V94H90V97L92 98H85V97H87V93ZM90 92V93H89ZM122 92V93H121ZM140 92H141V94H140ZM145 92V93H144ZM241 92H243V93H241ZM248 92V93H247ZM262 92V96H261V93ZM100 93V94H99ZM134 93H138V95L136 96V97H140V99H142L143 101H141L142 103H136V100H137V98H135V95H134ZM147 93V94H146ZM241 93V94H240ZM92 94H95V95H92ZM98 94H99V96H98ZM224 96H225V93H222ZM244 94V95H243ZM256 94V95H255ZM0 95V96H1ZM84 95H86V96H84ZM92 95V96H91ZM117 95V96H116ZM123 95V96H122ZM141 95V96H140ZM253 95H255L254 97H253ZM94 96H96V97H99V101H98V98H96V97H94ZM156 96H158V97H156ZM261 96V97H260ZM134 97V98H133ZM1 99H0V107L1 106H9L10 107V105L9 104H7V103H5L4 104V102H2L1 100H2V97H0ZM84 98H85V100H84ZM95 98L97 99V101H95ZM107 98V99H106ZM118 98V99H117ZM121 98V99H120ZM123 98V99H122ZM144 98V99H143ZM158 98H160V100L158 99ZM171 98V99H170ZM198 98V99H197ZM255 98H256V100H255ZM261 98V99H260ZM86 99H87V101H86ZM89 99L91 100V101H89ZM94 99V100H93ZM114 99V100H113ZM119 99H120V101H122V104H120L121 102L119 101ZM127 99V98H126ZM195 99V101H197V103H195V101L193 102V100ZM197 99V100H196ZM82 100H83V103L86 101V102H88V104H86V102H85V104L83 105V103H82ZM105 100V101H104ZM171 100V101H170ZM180 100V101H179ZM248 100H249V102H248ZM94 101V102H93ZM116 101V102H115ZM126 102V103H123V102ZM127 101H129V102H127ZM232 101V102H231ZM253 101H254V103H253ZM1 102H2V104H4V105H2L1 104ZM90 102V103H89ZM98 102V103H97ZM143 102L145 103V104H143ZM152 102H154V103H152ZM193 102V103H192ZM222 102H225V103H222ZM231 102V103H230ZM243 102V103H242ZM259 104H258V103ZM95 103V104H94ZM233 103V104H232ZM242 103V104H241ZM250 103V104H249ZM256 103V104H255ZM98 104V105H97ZM138 104V105H137ZM154 104H156V105H154ZM226 104V105H225ZM254 104V105H253ZM85 105H87V106H85ZM90 105V106H89ZM122 105V106H121ZM221 105V106H222ZM231 105V106H230ZM238 105V106H237ZM244 105H246V106H248V107H245ZM12 106V105H11ZM93 106V107H92ZM97 106V107H96ZM124 106V107H123ZM219 106V105H218ZM4 107L2 108H0V152H2V154L0 153V156H1V162H0V177H1V180H0V264H22L23 262H24V264H78V262L80 263L81 261V263L80 264H104V261H102L101 259H99L98 258V260H97V258H95L96 256H92V255H90V254H86V255H84L86 252H89L90 251V247H89V240H90V238H87L88 236H90L91 237V239H94L95 238V236L93 235V237H92V234L90 235H88L87 234V232L86 231H81V230H79V229H77L78 231H76L75 230V232H72V234H71V232H65V230H68V229H70L69 227H67L66 225H68V223L69 222H67L68 220L65 218V215L63 216L62 215V213L64 214L65 213V211H64V209H62V204H60L58 207L57 206H55L54 204H55V202H54V204H53V200H51L50 198H52L51 197V195L54 193V191L56 192L57 190L55 189V188H57V187H61L62 185L61 184H63V178H62V174L61 175H59L60 173H58L59 171H58V169H61L60 167H64V164L65 163H63V162H66L65 160H67V161H69V160H71V158H72V156H70V158H68V157H65L66 159H64V157H62V153L60 154V156H59V158H60V160L61 161H59V162H61L60 164H63V166H61L60 164H59V162H57V163H46V164H48V165H45V164H43V162L41 163L40 161V158H44V157H41L39 154H43V152H40V151H38L37 153H35L34 155H35V157H37V155H38V157L36 158V159H34L35 161H34V164L36 165V166H34V168L32 167V165H29L28 167L29 168H33V170H31V169H29V171H27V173H26V170H28L27 169V166L25 167L26 168V170H25V168L23 169V171H21L20 169H18L17 168V165H19L21 162H19V161H17L19 158H17V153H16V148H14V146L15 147H17V143H16V136H15V132H16V129H15V126L16 127H18L17 125H16V123L18 122V121H15L14 119H12L13 120V122H12V120L10 119V121H11V124H8V121H9V119H8V121H7V117L4 119L3 117V114L6 116V113H7V111H11L14 107L12 106L10 109H6V107H5V109H4ZM42 107V106H41ZM40 107V108H41ZM47 107V105H45V108H44V106L42 107V109H46L47 111H50L51 109H49V107H51V106H49L48 105V107ZM62 107V106H61ZM60 106H59V108L57 107V109H56V107L54 108V110L52 109V111H50V112H47L46 110L44 111H42V109H40V108H38V110L40 109V111L38 112V116H37V118H39L40 116H41V118H43L44 119V121H46V120H48V119H50L51 117V115H50V113L52 114L55 110L57 111V113L59 112V114H60V112L61 111H58L60 108H61ZM88 107V108H87ZM99 107V108H98ZM145 109H144V108ZM153 107V108H152ZM217 107V106H216ZM215 107V108H216ZM226 107V108H225ZM68 109H69V107H67ZM67 108H66V110H67ZM95 110H94V109ZM150 108H151V110H150ZM193 108V107H192ZM220 108H221V111H220ZM234 108V109H233ZM255 108V109H254ZM257 108V109H256ZM260 108L262 109V110H260ZM49 109V110H48ZM86 109H89V110H86ZM92 109V110H91ZM102 109V110H101ZM125 109V110H124ZM217 109V108H216ZM215 109V110H216ZM217 109V110H218ZM225 109V110H224ZM230 109V111L228 112L229 114H231V115H229L228 113H227V111ZM232 109V110H231ZM236 109V110H235ZM238 109V110H237ZM240 109V110H239ZM245 109H247L248 110V112H247V110H245ZM252 111H250V110ZM7 110V111H6ZM37 110V111H38ZM61 110V109H60ZM83 110H81L82 112H83ZM123 110H124V112H123ZM129 110V112H127ZM133 110V111H132ZM227 110V111H226ZM242 110H243V112H242ZM14 111H16L15 109H13L12 110V113L14 112ZM87 111V112H86ZM91 111V112H90ZM95 113H94V112ZM136 111V112H135ZM149 111V112H148ZM154 112V113H150V112ZM161 111V112H160ZM178 111V112H177ZM211 111V110H210ZM224 111H226V112H224ZM233 111V112H232ZM2 112H3V114H2ZM6 112V113H5ZM102 114H101V113ZM223 112V113H222ZM236 112V113H235ZM47 113H49V114H47ZM83 114L84 116L86 115V114ZM128 113V114H127ZM130 113V114H129ZM131 113H133V115L131 114ZM148 113H150V114H148ZM177 113V116L175 115ZM210 112H207V113H205V115L206 114H209ZM234 113V114H233ZM243 113H245V114H243ZM252 113V114H251ZM256 113H258V115H256ZM7 114H9V113H7ZM10 114H11V112H10ZM100 114V115H99ZM125 116H124V115ZM147 114V115H146ZM155 114V116H153ZM161 114V115H160ZM224 114H225V116H224ZM226 114L228 115V116H226ZM50 115V116H49ZM87 115H89V114H87ZM102 115V116H101ZM104 115H106V116H104ZM132 115V116H131ZM205 115H202L203 116V118H205ZM235 115V116H234ZM243 115V116H242ZM249 115H250V118H249ZM254 115H255V117H254ZM260 115V116H259ZM42 116H45V118L44 117H42ZM52 116H53V114H52ZM153 116V117H152ZM202 116H201V119L198 121V125L200 124V122L201 123H203L202 122V120H204L203 118H202ZM231 116V117H230ZM239 116L240 117H242V118H239ZM47 117V118H46ZM101 117V118H100ZM146 117V118H145ZM227 117V118H226ZM41 118H39V119H41ZM100 118V119H99ZM105 118H106V120H105ZM112 118H113V120H112ZM153 118H154V120H153ZM236 118H237V120H236ZM244 118V119H243ZM4 121H3V120ZM42 119V120H43ZM98 119V120H97ZM142 119V120H141ZM147 119V120H146ZM221 121H220V120ZM240 119V120H239ZM258 119V120H257ZM3 122H2V121ZM102 120V121H101ZM104 120H105V122H104ZM144 120V121H143ZM146 120V121H145ZM151 120V121H150ZM173 120V121H172ZM218 120V121H217ZM228 122V125L229 126H232V127H230L229 128V126L227 125V123H226V121ZM230 122H229V121ZM245 120H246V123H245ZM259 120H261V121H259ZM40 121V120H39ZM98 121V122H97ZM112 121V123H110ZM115 121H117V123L115 122ZM231 121H234V123L236 122L237 123V125L234 127L233 125H234V123L233 122H231ZM242 121V122H241ZM2 122V123H1ZM41 122V124H42V122L43 121H40ZM108 122V123H107ZM219 122V123H218ZM255 122V123H254ZM10 123V122H9ZM13 123H15L14 124V129H13V127H11L10 128V126L9 127H6V126H4V125H12ZM152 123V124H151ZM172 123V124H171ZM213 123H215V125L217 124V126H215L214 127V124ZM224 124V123H226V124H224L223 126H219L218 124H220V125H222V124ZM229 123H233L232 125H230ZM248 123V124H247ZM3 124V125H2ZM19 124V123H18ZM43 124H44V122H43ZM106 124V125H105ZM115 124V125H114ZM240 124V125H239ZM246 124V125H245ZM253 124V125H252ZM85 125V126H84ZM100 125V126H99ZM104 125V126H103ZM151 125V126H150ZM166 125V126H165ZM171 125H173V126H171ZM197 125V124H196ZM213 125V126H212ZM239 125V126H238ZM3 126L4 127H6V128H3ZM115 126V127H114ZM209 126V127H208ZM212 127V129H213V127H214V132H212V129H211V127ZM221 128V130H220V128ZM2 127V128H1ZM87 129H86V128ZM110 127V128H109ZM113 129H112V128ZM207 127V128H206ZM218 127V128H217ZM223 127V128H222ZM236 127H238L240 130H238ZM250 127V128H249ZM253 127V128H252ZM8 128H9V130L11 129H13L15 132H13V131H10V132H13L12 134H13V137H12V135H6V134H3L2 135V131H6V130H4V129H7V131L6 132H9L8 131ZM90 133H88L87 134V131L85 130V129ZM102 128H104V129H102ZM109 128V129H108ZM120 128V129H119ZM210 128V129H209ZM236 130H235V129ZM241 128H243V129H241ZM3 129V130H2ZM103 130V132H102V130ZM211 130V132L214 134V136H216L217 134V138H215L214 136H212V134L210 135V131H207V130ZM217 129V130H216ZM222 129H224V131L225 132H223L222 131ZM227 129H229L230 131H231V129H232V133L234 132L237 136H238V134H243V135H239V136H242V137H237L234 133V137H233V134L229 131V130H227ZM233 129H234V131H233ZM250 129V130H249ZM101 130V131H100ZM105 130V131H104ZM110 132H109V131ZM238 130V131H237ZM96 131H98V133L96 132ZM111 131H114V132H112L111 133ZM197 131H198V133H197ZM218 131V132H217ZM221 131V132H220ZM240 131V132H239ZM74 132V133H73ZM86 132V133H85ZM100 132H102L101 133V136H102V139H99V138H97V136H95V139H94V143L93 144H91V146L93 147L94 145V147L93 148H91V146H90V148L89 147H87L88 149H92L90 152H88V149L85 147L87 144H90V143H88L92 138H94V137H92L91 138V136H93V135H100ZM189 132H191V131H189ZM223 132V133H222ZM229 132L231 133V135L229 134ZM237 132V133H236ZM97 133V134H96ZM105 133H107V134H109V135H107V134H105ZM121 133V134H120ZM136 133V134H135ZM139 133V134H138ZM192 133V132H191ZM202 134L201 135V137L199 138H197L196 136H200V134ZM209 133V134H208ZM215 133H216V135H215ZM220 133V134H219ZM225 133H228L229 135H230V137H229V135L228 134H225ZM248 133V134H247ZM39 134V133H38ZM113 134V135H112ZM117 134V135H116ZM190 134V133H189ZM189 134H187V135H185L186 137H188V139H189V141H190V139H191V136L189 135ZM196 134H198V135H196ZM207 135V136H204V137H202L203 135ZM252 134V135H251ZM136 135V137H134ZM138 135V136H137ZM189 135V136H188ZM208 135H209V137H208ZM221 135V136H220ZM222 135L223 136H225L226 135V137L228 138H225V137H223L222 138ZM255 135L257 136V137H255ZM6 137V138H2V137ZM9 137V139H8V137ZM38 136H40V134L39 135H37V137ZM108 136H110V137H107ZM166 136V137H165ZM183 138V139H181V137ZM184 135H179L178 137L181 139V140H178L177 141V144L178 145H181L182 144V142H183V144H187L188 143V140L186 141L185 139H186V137H185ZM211 136L212 137H214V138H211ZM218 136H219V138H218ZM251 136V137H250ZM253 136V137H252ZM260 136V137H259ZM15 137V138H14ZM121 137V138H120ZM139 137V138H138ZM141 137V138H140ZM164 137V138H163ZM178 137L176 138V139H178ZM184 137H185V139H184ZM190 137V138H189ZM233 137V138H232ZM12 138H13V140L15 141V143H10V139H11V142L13 141L12 140ZM91 138V139H90ZM103 138H104V140H103ZM105 138L109 141L108 143H107V145L105 144ZM120 138V139H119ZM203 138V139H202ZM204 138H211V139H209L210 141H208V143L207 142H205L204 143ZM231 138V139H230ZM253 139V143H254V146H255V148L253 149L248 143H249V141H250V139ZM255 138V139H254ZM143 139V140H142ZM147 139V140H146ZM193 139V138H192ZM213 139H217V140H220V141H223V142H221L220 143V141H218L217 142V140L215 141V140H213ZM223 139H225V141L223 140ZM227 139V140H226ZM3 140H4V142H3ZM7 140V141H6ZM86 140V141H85ZM95 140H96V142H95ZM99 140H100V142H99ZM101 140H103L104 142H102ZM132 140V141H131ZM142 141V143H145V144H140V142ZM161 140V141H162ZM197 140V141H196ZM229 140V141H228ZM6 141V142H5ZM13 141V142H14ZM45 141V140H44ZM84 141H85V144H84ZM98 141V142H97ZM119 141V142H118ZM138 141H139V143H138ZM144 141V142H143ZM199 141V142H198ZM206 141H207V139H206ZM227 141V142H226ZM237 142V144L238 143H240V142ZM87 142V143H86ZM114 144H112V143ZM117 142V143H116ZM121 142V143H120ZM128 142H129V144H128ZM136 142V143H135ZM167 142V143H168ZM198 142V143H197ZM212 142V146H211V143ZM256 142V143H255ZM44 143V142H43ZM42 143V144H43ZM97 145H96V144ZM124 143H126L125 145H124ZM130 143H132V144H130ZM181 143V144H180ZM223 143V144H222ZM103 144L104 145H106L105 147H107V148H102L101 146H103ZM109 144H111V145H109ZM116 144V145H115ZM120 145V147H119V145ZM141 145L140 146V148H142V149H139V145ZM205 144H209L207 147H209L208 149H207V147L205 146ZM213 144H216V145H213ZM14 145V146H13ZM80 146V148H79V146ZM128 145H130V146H128ZM193 145H191V147H190V145L188 146L189 147V149L190 150H192V148H194V146ZM234 145V146H233ZM8 146V147H7ZM77 146V147H76ZM84 146V147H83ZM98 147V149L97 148H95V147ZM109 146V147H108ZM114 148H113V147ZM115 146H117L118 148L115 150ZM124 146H126V147H124ZM138 147V151L136 150L137 149V147ZM145 146V147H144ZM151 146V147H150ZM7 149H6V148ZM11 147V148H10ZM12 147L15 149V152L13 151L12 152V150H14V149H12ZM52 147V146H51ZM76 147V148H75ZM123 147V148H122ZM150 147V148H149ZM178 147H181V149L180 148H178ZM177 147V149H179L180 151H184L183 152V154H185V155H183L182 154V152H181V154H182V156L181 155H179V153H178V157H180V158H184L185 156H187V158H192L193 156H188V153H187V151H188V148L186 149V148H184L183 146H178ZM182 147L184 148L183 150H182ZM248 147V148H247ZM10 148V149H9ZM49 148V147H48ZM146 150H145V149ZM153 148V149H152ZM213 148V147H212ZM12 149V150H11ZM50 149H52V151L54 150L53 148H49L48 150H47V154H51V150ZM74 149V150H73ZM83 149V150H82ZM87 149V150H86ZM94 149V150H93ZM109 149V150H108ZM144 149V150H143ZM148 149V150H147ZM204 149H206V150H204ZM253 149V150H252ZM8 150V151H7ZM9 150L12 152V155H14L13 157H15L14 159H13V157H12V155L10 154L11 152H9ZM50 150V151H49ZM71 150V148L69 149V152H71L70 151ZM85 150L87 151V153L85 152ZM140 150V151H139ZM142 150V151H141ZM150 150V151H149ZM179 150H177V151H179ZM189 150V151H190ZM201 150V151H200ZM203 150V151H202ZM231 150V151H230ZM242 150V151H241ZM9 152V156H11V158L14 160H12L11 161V159H10V157L8 156V154L7 153H4V152ZM54 151H56V149L54 150ZM58 152H59V150H57ZM56 151V152H57ZM78 151V152H77ZM92 151L94 152V153H92ZM100 151V152H101ZM115 151V152H114ZM146 151H148V152H146ZM186 151V152H185ZM80 152H82V153H80ZM106 152V153H107ZM142 152H144V153H142ZM39 153V154H38ZM78 153V154H77ZM85 153V155H83ZM118 153V152H117ZM201 154V156H200V154ZM41 154V155H42ZM80 154V155H79ZM138 154V155H137ZM190 154H191V152H190ZM247 154V155H246ZM258 154V155H257ZM2 155H4V156H2ZM16 155V156H15ZM82 155V157L80 158L79 156H81ZM136 155V156H135ZM196 155V156H195ZM244 155V156H243ZM9 157V159L7 158V157ZM76 156V157H75ZM78 156V157H77ZM95 156V157H94ZM135 156V157H134ZM200 156V157H199ZM6 159L7 158V161L5 160V161H3V159L4 158ZM62 157V158H61ZM196 157H198V158H196ZM202 157L203 158H205L204 160L202 159ZM260 157V158H259ZM17 158V159H16ZM58 157H57V159H59ZM77 158V159H76ZM79 158V159H78ZM62 159H63V162H62ZM83 159V160H82ZM93 159V160H92ZM199 159H201V160H199ZM257 159V160H256ZM10 160V161H9ZM46 160V159H45ZM123 160H125V161H123ZM16 161V162H15ZM20 161H21V159H20ZM47 162H48V159L46 160ZM127 161H129V163L127 162ZM143 161V162H142ZM3 162H4V166H3ZM15 162V163H14ZM18 162H19V164H18ZM2 163V164H1ZM41 163V164H40ZM77 163V164H76ZM127 163V164H126ZM137 163V164H136ZM6 164H8V165H6ZM10 164H11V166H13L14 165V167H10ZM16 164V165H15ZM51 164L52 165H54V166H52L51 167ZM37 165H38V167H37ZM120 165H121V167H120ZM122 165H124L125 167L124 168H122ZM16 166V167H15ZM31 166V167H30ZM41 166V167H40ZM44 166H47V167H44ZM58 166H60V167H58ZM116 166V167H115ZM4 167V168H3ZM44 167V168H43ZM53 167H54V171H53ZM57 167H58V169H57ZM139 167L141 168V167H143V165L141 164V165H139ZM17 168V170H18V172L20 171V172H23L24 173V171H25V173L27 174V176L29 177V180H30V176H31V171H32V173L34 174H32V181L35 179L36 181L34 182L33 181V183H36V185L35 184H33L32 186H34V189L36 190L35 191V195H34V193H33V196L35 197L34 198V201L33 202H36V204L34 205V204H32V207H31V201L29 200V202H30V205L28 206V202H26L25 201V199H22L20 196H16L17 194H15L14 195V193H12V192H14V183H15V176H17L16 174L18 173L15 169ZM47 168H49V169H47ZM118 169V172H120V173H122V175L119 173L118 175H116L117 173H115V175H116V177L118 178H116L115 176H114V172L116 171L117 172V169ZM10 171H9V170ZM35 169H36V171H35ZM43 169V170H42ZM44 169H46V171L44 170ZM120 169H122V170H120ZM3 170V171H2ZM5 170V171H4ZM7 170V171H6ZM16 171L15 172V174H14V171ZM48 170H49V172H48ZM113 170V171H112ZM120 170V171H119ZM127 170V171H126ZM55 171H57V172H55ZM105 171V172H104ZM112 173H111V172ZM3 172V174H4V176H6V178H4L3 179V175L1 174ZM35 172V173H34ZM46 172V173H45ZM50 172L51 173H54V174H50ZM111 173V174H113V175H111V174H109V173ZM6 173V174H5ZM8 173V174H7ZM42 173H43V175H42ZM57 173V174H56ZM26 174H22V175H26ZM30 176H29V175ZM40 174V175H39ZM105 174H107L110 178L108 179V176L107 175H105ZM2 175V176H1ZM11 175H13V176H11ZM42 175V176H41ZM46 175V176H45ZM51 175V176H50ZM247 175L248 174H246L245 176H246V178H244L245 179V182H249V177H247ZM27 176H25V178H27ZM107 178H106V177ZM111 176H113V177H111ZM121 176V177H120ZM124 176V177H123ZM10 177H12L11 179H10ZM43 177V178H42ZM50 177H52L51 178V180L49 179ZM54 177H58L57 179L59 180L58 182L56 181V178L54 179ZM260 177V178H259ZM9 178V179H8ZM49 180H48V179ZM60 178V179H59ZM115 178H116V180H115ZM178 178V177H177ZM177 178L175 179V180H177ZM248 178V179H247ZM13 179V180H12ZM28 179V178H27ZM45 179H46V181L47 182H44L45 181ZM52 179H54V181L52 180ZM107 179V180H106ZM259 179H260V181H259ZM40 180V181H39ZM41 180H42V182H41ZM44 180V181H43ZM61 180V181H60ZM174 180V181H175ZM247 180V181H246ZM8 181H10V182H8ZM108 181V182H109ZM7 182V183H6ZM38 182H40V183H38ZM51 182V185L49 184V183ZM53 182H54V184L56 185V186H54L53 185ZM59 182H61V184L59 183ZM135 182V181H134ZM48 184V186L47 185H45V184ZM60 184V185H57V184ZM107 182H105V183H102V184H99V185H102V186H99L98 185V187L99 188H102V189H100L101 191H103V193H104V191L106 192V189H105V187L107 186V184H106ZM219 186H223L224 185V183H225V181L223 180V179H221L220 181L218 180L217 182H216ZM2 184V185H1ZM4 184H11L12 185V191H10L11 193H7V192H5L4 191V189H5V186H4ZM104 184V185H103ZM106 184V185H105ZM216 184V185H217ZM11 185H9V186H11ZM41 185H42V187H41ZM53 185V186H52ZM8 186V185H7ZM31 186V188H33ZM44 186V187H43ZM51 186V187H50ZM104 186V187H103ZM49 187V188H48ZM55 187V188H54ZM227 187V186H226ZM38 188V189H37ZM42 188V190H40V189ZM46 188H48V189H51V188H53V189H55V190H51L50 192L51 193H49V191H47V189ZM228 188H229V186H228ZM229 188V189H230ZM25 189H27V188H25ZM39 192H38V191ZM112 191H110V194H102L101 195V197H102V199H105L106 200V202H105V200H103V202H102V200L100 201V203L98 204V206L99 207H101V208H103L104 206H106V208H108V207H111V206H109L110 204H111V202L113 201V197L114 196H116L119 192V190H116V189H111ZM133 190V189H132ZM4 191V192H3ZM24 191H28V189L27 190H24ZM31 191H34V190H32L31 189ZM48 193V194H46V192ZM60 190H58L57 192H59ZM44 192V193H43ZM56 192V193H57ZM111 192H114V193H111ZM203 192V194L204 193H206V191H202ZM202 192H199V194H202ZM4 193V194H3ZM6 193V194H5ZM32 193V192H31ZM36 193H38V194H36ZM43 193V194H42ZM116 193V194H115ZM55 194V193H54ZM113 194V197L112 196H110V195H112ZM81 195H83V193H81ZM107 195V196H106ZM5 196V197H4ZM8 196V197H7ZM13 197V200H14V198L15 197H17V198H15V200L13 201L12 200V197ZM109 196V197H108ZM21 198V199H18V198ZM38 197V198H37ZM43 197V198H42ZM45 197L46 198H48L49 199V201H48V199L46 200L45 199ZM245 197V198H244ZM9 198H11V199H9ZM43 200H42V199ZM112 198V199H111ZM9 201H8V200ZM17 199V200H16ZM37 199H38V201H37ZM53 199V198H52ZM124 199V198H123ZM21 200H23L24 202H20ZM41 200V201H40ZM46 200V201H45ZM109 200H110V202H109ZM44 201V202H43ZM57 201H59V199L57 200ZM229 201H231V202H234V204H233V206H232V204L230 205V203L231 202H229ZM250 201V202H249ZM252 201V202H251ZM16 202H18V203H16ZM32 202V203H33ZM102 202V203H101ZM107 202H109V203H107ZM14 203V204H13ZM19 203H20V205H19ZM11 204H13V205H11ZM15 204H16V206H17V204H18V206L20 207V206H22V204H23V207H24V210H23V212L25 211V210H27V212L29 213V212H31V210H34V208L36 207V211H35V213H34V211L33 212H31V213H33V214H39V215H33V214H28L26 211L24 212V215L22 214L23 212H21L20 210H21V208L22 207H20V208H18V206L16 207L15 206ZM49 204H52V205H49ZM90 204H93V203H90ZM100 204H101V206H100ZM104 204V205H103ZM247 204V205H246ZM7 205V206H6ZM27 207H26V206ZM40 205V206H39ZM43 205V206H42ZM50 207V208H48V206ZM235 205H237V206H235ZM241 205V206H240ZM9 206V207H8ZM13 206H15V207H13ZM35 206V207H34ZM44 206H46V207H44ZM54 208H53V207ZM255 206V207H254ZM29 207H31V209H26V208H29ZM38 207V208H37ZM61 207V208H60ZM94 207H96L97 208V205L95 206H93V208ZM98 207V208H99ZM234 207V208H233ZM241 207H242V210L245 208V211H244V213L242 212V210H241ZM244 207V208H243ZM257 207V208H256ZM6 210H5V209ZM11 208H12V210H11ZM45 208V209H44ZM53 210H52V209ZM57 208H60V209H58L57 210ZM235 208H240V209H235ZM252 208H253V210H256V211H252ZM17 210V212H19L20 213V217L18 216V214H17V212L15 213V211ZM48 209V211H45V210H47ZM50 209V210H49ZM112 209H114V207H112ZM232 209H233V211H232ZM52 210V211H51ZM60 210V211H59ZM63 210V211H62ZM258 210V211H257ZM14 212V214H16L15 216H13L14 214H12V212ZM50 211V212H49ZM253 213H252V212ZM42 212V213H41ZM43 212H45V214L47 215H45ZM54 212H56V213H54ZM242 212V213H241ZM249 212V213H248ZM28 214V215H26L25 216V214ZM51 213V214H50ZM259 213V214H258ZM53 214V215H52ZM55 214V215H54ZM57 214V215H56ZM61 214V215H60ZM241 214H242V217L244 216V220H242L243 218H241ZM255 214H257V215H255ZM10 217L11 216V218H8V216ZM21 215H23V216H21ZM31 217H30V216ZM42 215H43V218H42ZM51 215V216H50ZM233 215V217H236V216H234ZM248 215V216H247ZM252 217H251V216ZM18 216V218L19 219H17L16 217ZM29 216V217H28ZM46 216V218H44ZM55 216V217H54ZM61 216V217H60ZM240 216V217H239ZM14 217V218H13ZM22 217H26V219H27V222H26V219L25 218H23V220H24V222L22 221V220H20V219H22ZM58 217H59V219H58ZM105 217V218H104ZM104 217H102V219H108V217L107 216H104ZM107 217V218H106ZM257 217V218H256ZM259 217V218H258ZM5 218V219H4ZM30 218V219H29ZM38 219V223H35L34 222V220L37 222V219ZM49 218H51V219H48ZM57 218V219H56ZM62 218V220L63 221H61L60 219ZM246 218V219H245ZM17 220V223H16V220ZM29 219V220H28ZM32 219V220H31ZM34 219V220H33ZM53 219V220H52ZM54 219L56 220V221H54ZM64 219H66L65 221H64ZM240 219V220H239ZM249 219L250 220H252L254 223H256V224H254V223H252V221H249ZM15 220V221H14ZM19 220V221H18ZM31 220V221H30ZM247 220H248V222H247ZM258 220V221H257ZM21 221V222H20ZM28 221L29 222H31V223H28ZM43 221V222H42ZM60 221V222H59ZM238 221V222H237ZM47 222V224H45ZM50 222V223H49ZM62 222V223H61ZM81 223H83V222H85V224L84 225H89L90 223H89V221H80ZM251 222V223H250ZM258 222V223H257ZM14 223H16V224H14ZM22 223H24V225H22ZM54 223H56V225H55V227L57 228V230L59 229V231L60 230H62V232L60 231V234H58L59 233V231H58V233H54ZM59 223H60V225H59ZM67 223V224H66ZM89 223V224H88ZM9 224V225H8ZM31 224V225H30ZM41 224H43V225H45V226H43V225H41ZM51 224V225H50ZM59 226H58V225ZM70 224H72L71 222L69 223V225L68 226H70ZM235 224V225H236ZM243 224H245V225H243ZM248 224H249V226H248ZM253 224V225H252ZM34 225V226H33ZM41 225V226H40ZM47 225H49V226H47ZM53 225V226H52ZM252 225V226H251ZM255 225H257V226H255ZM22 226H24V227H22ZM32 226V227H31ZM66 226V227H65ZM244 226H245V228H244ZM251 226V227H250ZM20 229H19V228ZM42 227V228H41ZM47 227H49V230H48V228ZM50 227L52 228V227H54L53 228V231L50 229ZM238 226H236V228H237ZM262 227V228H261ZM33 228V229H32ZM43 228H45V230L43 229ZM56 228H55V231H57L56 230ZM61 228V229H60ZM68 228V229H67ZM30 231H29V230ZM35 229V230H34ZM46 229H47V232H45V233H43L44 231H46ZM238 229H239V227H238ZM238 229H236V231L237 232H239L240 230H238ZM259 229H262V230H259ZM22 230V231H21ZM33 230V231H32ZM64 230V231H63ZM28 233H27V232ZM43 231V232H42ZM79 231H81V232H79ZM261 231V232H260ZM23 233V235H22V233ZM25 232V233H24ZM49 232H52V233H54L53 235H55L56 234V237H59L60 239H58V238H55V236H53V237H48V236H52V233H49ZM241 232V231H240ZM244 232H246V231H244ZM18 233H19V236H18ZM21 233V234H20ZM33 233V234H32ZM35 233H37V234H35ZM49 233V234H48ZM62 233H64L63 234V236L61 237V234ZM70 234V236H68V235H66V234ZM75 233H77V235L75 234ZM83 233V234H82ZM25 234V235H24ZM26 234H28L27 235V239H26ZM29 234H31L30 236H29ZM41 236V237H39V235ZM43 234V235H42ZM46 234V236H44ZM51 234V235H50ZM87 234V235H86ZM20 235H22V237L20 236ZM35 235V236H34ZM37 235V236H36ZM79 235V236H78ZM82 235V236H81ZM84 235H86V237H84L83 238V236ZM18 236V237H17ZM23 236H25V238L23 239ZM66 236V237H65ZM71 236H73L72 238H70ZM74 236L77 238H74ZM81 236V237H80ZM262 236H264V235H262ZM39 237V239H35V238H38ZM63 237H65V238H69L68 240H66L65 238H63ZM78 237H79V239H78ZM44 238V239H43ZM46 238V239H45ZM52 238V239H51ZM14 239H16L15 240V243H14ZM23 239V241H21ZM43 239V240H42ZM48 239H51L50 240V242L48 241ZM53 239H54V241H53ZM56 239V240H55ZM67 241L66 243H64L65 242V240ZM83 239V240H82ZM85 239H86V241H85ZM19 240V241H18ZM27 240H31V241H28L27 242ZM70 240V241H69ZM82 240V241H81ZM16 241H18V242H16ZM35 241V242H34ZM61 241H63V242H61ZM69 241V242H68ZM27 242V243H26ZM47 242H49V243H47ZM52 242V243H51ZM71 242V243H70ZM76 242H77V245H76ZM87 242L89 243V244H87ZM237 242L238 243H240L241 242V239L238 241L237 240ZM237 242H236V244L234 243V245L233 246H237L238 244H237ZM17 243V244H16ZM22 243H23V245H22ZM40 243V244H39ZM42 243V244H41ZM45 243H46V245H45ZM58 243V244H57ZM60 243H62V244H60ZM75 243V244H74ZM86 243V245H87V247H85V244ZM261 242H258V245L260 244ZM30 244V245H29ZM56 244L58 245V247H55L56 246ZM59 244L62 246L61 248L59 247ZM74 244V245H73ZM79 244V245H78ZM262 244V245H261ZM259 246H260V248H264V242H262ZM19 245V246H18ZM22 245V246H21ZM29 245V247H27V246ZM33 245V246H32ZM35 245H36V247H35ZM44 245V246H43ZM47 245H49L50 246V248L51 249H53L52 251H51V249L47 246ZM55 245V246H54ZM65 245V246H64ZM72 245V246H71ZM84 245V246H83ZM24 246H26V249H24L25 247ZM32 248H31V247ZM70 246V247H69ZM74 246V247H73ZM91 246V245H90ZM24 247V248H23ZM43 247V248H42ZM44 247L46 248V249H44ZM54 247V248H53ZM41 250H40V249ZM47 248H49L50 249V251H48V249ZM58 248H60V251L58 250ZM71 250H70V249ZM72 248H74V249H72ZM246 248V247H245ZM22 249V250H21ZM34 249V250H33ZM38 249V251H36ZM44 249V250H43ZM57 249V250H56ZM64 249V250H63ZM66 249V250H65ZM24 250V251H23ZM73 250V251H72ZM255 249H251L250 251L251 252H253V254H256V250L254 251ZM36 251V252H35ZM44 251H45V253H44ZM46 251H48V252H46ZM56 251H59V252H56ZM63 251H66V254H65V252H64V254H63ZM112 250H110V249H106V251H105V254H116V253H118V251H116V250H114L113 252H111ZM43 252V253H42ZM51 252V253H50ZM54 254H53V253ZM67 252H73L71 255L69 254V253H67ZM76 252V253H75ZM35 253V254H34ZM49 255H48V254ZM56 253V254H55ZM59 253V254H58ZM16 254H17V256H16ZM19 254V255H18ZM26 254H28V255H26ZM46 254V255H45ZM53 254V255H52ZM80 254V255H79ZM26 255V256H25ZM38 255H40V256H38ZM42 255V256H41ZM47 256V257H45V256ZM56 255H57V257H56ZM64 255V256H63ZM94 255V254H93ZM15 258H14V257ZM21 256V257H20ZM30 256V257H29ZM55 256V257H54ZM77 256V257H76ZM20 257V258H19ZM24 259H23V258ZM26 257H27V260L29 261V263H28V261L27 260H25L26 259ZM38 257H42V258H38ZM45 257V258H44ZM53 257H54V259H53ZM71 257V258H70ZM82 257V258H81ZM86 257V258H85ZM22 258V259H21ZM29 258V259H28ZM31 258V259H30ZM78 258V259H77ZM95 258V259H94ZM4 259L6 260V261H4ZM15 261H19V262H15ZM40 259H42V260H40ZM46 259V260H45ZM58 259V260H57ZM77 259V260H76ZM3 260V261H2ZM13 260V261H12ZM34 260H35V262H34ZM70 260V261H69ZM10 261H12V262H10ZM32 261V262H31ZM42 263H41V262ZM69 261V262H68ZM73 261V262H72ZM25 262H27V263H25ZM75 262V263H74ZM94 262V263H93Z\"/></svg>",
    "mask_w": 264,
    "mask_h": 264
}]
</instances>
